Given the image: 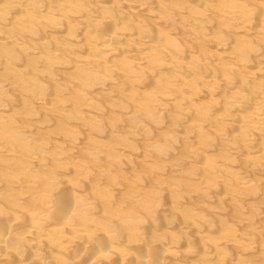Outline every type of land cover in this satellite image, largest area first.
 Returning <instances> with one entry per match:
<instances>
[{
  "label": "rangeland",
  "instance_id": "374dc122",
  "mask_svg": "<svg viewBox=\"0 0 264 264\" xmlns=\"http://www.w3.org/2000/svg\"><path fill=\"white\" fill-rule=\"evenodd\" d=\"M19 1L17 3L14 0L15 5H17L18 7L15 6L12 2L9 3L11 4L10 6L14 8L13 9L14 11L11 10L12 8L9 6L10 9L7 13L10 14V12L12 11L13 13L16 12L12 16L11 14L8 15L9 17L10 16L14 17L13 19L15 21L18 19L17 17L21 15L20 14L21 12L17 11V9L18 10L20 9V5H22L20 11L22 10L23 12L25 11L24 13L26 15L28 14V10L30 9V11L32 10V12H34L31 15L34 16V14L36 13L37 16L41 15V17L32 18V16L31 15L29 16L28 14L27 16H29L32 20H34V18L35 19L38 18L37 22H35V20L31 22V19L30 18L26 19L27 16L25 17L23 16L24 15L23 14L21 16H23L24 19L23 20L21 19V22L17 23L19 22L18 20L14 22V20L11 17L8 18V16H4L3 14H0L1 15L0 17L2 19H4L3 16L6 17L4 22L3 20L0 19V29H2L0 31H4L2 32L4 34L0 32V39L2 38L0 40V57H1L0 58V78H2L0 79V84L3 85V86L0 85V142L2 143L1 145H4V146L8 145L9 147L8 146L7 147L11 149V151L13 149L17 151L21 148L19 150L21 154L17 156L19 159L18 158L13 159L15 158L13 157L15 151H13V153L10 152L11 155H13L12 157L10 153H8L6 157L5 155H3L4 159L6 158V160L8 159V161L3 160V156L0 155V166L1 164L3 167L5 166L3 169L7 168L6 171L9 168L6 174L7 175L12 174L14 179L15 178L17 179V180L15 179L16 180L15 181L12 179L13 177L9 176L8 178L9 180H7L6 182L7 178H5L3 175L4 172L6 171L5 170L1 171L2 166L0 167V171H1L0 172V191H1L0 195H3L4 190L7 189L6 190L7 194L4 193L5 196L6 195L7 196L5 198L3 197L4 195L1 196L2 198L0 197V205L2 203L3 206H5L6 205L5 203L9 201L8 202L9 204L7 203L6 207L8 206L10 207L11 210L8 207L9 212L13 213V215L11 216L14 217V213L20 212V216L22 218L25 216V214H27V216H25L27 217V220L29 219L30 216L33 217V218L30 217V219L38 220L40 215L42 216L48 212L46 209L49 208L51 204L49 203V200L51 201L53 199L52 193L54 191L58 192L60 189V191L58 192L59 195L58 193L57 195L58 197H61V198L66 197L64 198L65 205L70 204L73 201V200L69 201L67 193L69 194V198L74 199L75 201L74 206H75V211H76L77 216H74L71 222L68 221L70 225L68 226L67 224L68 226L67 230H69L68 228H70L71 226L70 230L66 232L65 229H63V231L60 234L62 238L60 237L59 233H57L58 235L55 234L56 236L54 235L52 237V242L55 241L59 237L60 239H57V242H59L61 246L64 245L65 243L69 242V239L70 237L72 238V235L74 236L73 234L74 231L71 229L73 228L77 230L78 227L79 229L81 228L80 231L83 232L82 237L87 235L86 237L89 236V239H91L90 241L88 240V238L84 237L83 238L84 242H83V241H80V239H82V237H80L78 240L76 239L77 241H79L78 243L74 239L73 241L75 242L71 243V247H70L71 249L75 248L73 250L69 248V249H65V251L64 250L61 251L60 250L61 246L59 247V245H57V247L60 248L59 249L60 253H58V251H55L58 249L55 247H54L55 250L48 252L51 247L48 242L49 240L48 237L50 236V234L48 233L54 234L53 228H51L49 224L52 223L53 225V223L57 221L60 222L61 220L60 215L64 211L62 207H57L58 209L53 208L54 213L51 215L52 217L49 218L50 220L49 219L45 220L46 223L42 221L41 222L42 226H39L41 230H45L46 232L45 233L44 231H41L42 234L45 236L44 239H42L43 235L38 234L39 239L37 238L38 236L35 235V238L34 237L31 238L33 240L32 241L26 235L28 239L25 236L24 238H26L28 241L25 239V242L27 243H22L21 246L25 247L26 244L29 245L31 242H33L34 244L31 243L30 244L31 246L36 245L40 247L41 249L39 250L44 253H42L43 256L42 255H40L41 257L38 256L39 259L37 263H39V261L43 260L42 258H44L45 259L44 261L46 264L48 263L56 264L57 263L56 258H59V257L63 258L64 256L62 255H65L66 253L67 254L65 255L64 259L61 258L62 262H65L67 257H69L67 258L69 260L70 258H75L74 256H77V254L79 255L81 254L82 256L83 255L82 253H84V250L85 252L86 251L89 252L87 253V255L84 253L86 256H89L91 253H94L102 249L105 250L107 249V247L108 249L117 247L116 248L117 250H115L116 253L114 256H106V258L102 259L101 264H109V263L110 264H121V262H124L123 264H137L139 262L138 260L139 256H142V255L146 256L145 254L147 252L150 253V256H149V253H147L148 254L147 257L150 258L149 259L150 262H148V264H157L156 262H158L159 264H264V183H263L264 182V164H263L264 162L262 163L264 159L260 160L261 158L259 157H256L259 159L254 158L258 154H260L259 152H257L255 156H252L253 154L251 152L249 153V149L251 151V147H253L254 145H257L259 141L261 142L260 144H262V147L264 146L263 145L264 130L263 129L261 130L260 128H255L254 131L256 133L254 132L255 134V135L253 134L254 136L252 135L253 133L252 129H251L252 133L250 134L251 132L250 128H249L250 130L249 131V130L244 129L245 127H242L241 130L245 131L244 134L242 131L239 132L238 130H234L235 132H232L234 134L232 136H234L235 138L238 136V133L240 134L242 132L241 135H239V137L241 136L242 138L241 137L239 139L234 138L236 142L234 141L231 142L229 140L224 139L229 136H227L228 134L225 136V132L227 131L221 130L225 128L228 130L230 129L231 126L229 124H226L227 121L224 120L226 116H228L230 113L231 114L241 113L238 111L240 108L247 109L249 111L252 109L257 110L258 107L262 105L259 103V100L255 101L254 98L256 99L258 96L264 95V42H262L264 39V32H263L264 27L261 26V22L263 23L264 21L263 20L264 19L263 18L264 17V0H254V1L253 0H236V1L235 0H154V1L153 0H128V1L127 0H94V1L93 0H77V1L76 0H35L38 3H35L33 0L34 2L33 4H32V0L30 1L29 0H26V1L19 0ZM62 1L64 3V7L61 6V4H63L61 3ZM7 2L8 0L6 1L0 0V6L1 4L5 6ZM26 2H28L27 5L28 4L30 5L32 4V5L28 7L25 4ZM138 2L141 3V6L143 8L145 7L142 5V2L146 3L145 6L146 7L148 6L147 8H149L147 11L148 14L146 12L147 9L146 10L143 8L141 9L140 4L138 6L137 4ZM82 3H85V5ZM36 4L37 5L40 4L41 7L43 8L45 6L48 9V12H46V10L41 7L40 9L39 8L37 9L35 6ZM58 4L60 8L58 7ZM72 4H74V6ZM209 4H211L212 6ZM244 4L245 6L247 5V7L248 6L251 7V11L248 10L244 6ZM160 5L162 6L160 7ZM4 6L2 7L4 8ZM136 6H138V8ZM101 7H103L104 9ZM241 7L244 9L246 8L252 17L250 19L247 18V17H250V15L249 16L246 15V13H248L246 10V13L244 14L245 19L247 18L246 20L247 21L250 20L251 22L248 24L250 25V27L248 29H245V32L243 28H245L246 26L241 27L238 23H236V21H232L231 18L228 17L229 16L228 13L231 9H236V8H241ZM3 8L1 11H3ZM83 9H85L86 11ZM91 9L93 13L91 12ZM94 9L96 12L94 11ZM7 10H8V7L6 8V10H4L5 14ZM242 10L243 9H241V11ZM30 11L29 13H31ZM61 13H62V16H59L58 14L61 15ZM86 13L87 14L89 13L90 16H86L87 15ZM91 13L93 15L97 14L94 16V18L96 19L94 18L91 19V17L93 16ZM157 13L160 14V17L158 16ZM58 18L61 20H59ZM97 18L98 19L101 18L103 21H101V19H99L100 21H97L98 20ZM187 18H189L190 21ZM7 19L8 20L11 19L13 21L6 22ZM242 19L244 18L242 17ZM28 20H30V22ZM95 20H96V23L94 24ZM54 22L56 23L59 22V23L56 24ZM87 22L89 25L88 29H90V27L92 28L90 31H87L88 30ZM126 23H128V25ZM96 24L98 25V28ZM222 24H225L226 26ZM4 25L6 26L8 25V26L6 27ZM47 25L49 26L47 27ZM122 25H126L128 27L127 29L130 31H126L127 29L126 28L124 29L123 27L125 26H122ZM110 26H112V28ZM112 29L113 31L123 32V34H121L120 32L121 34L120 36L122 38L118 36L119 34L117 35L118 32H115L116 36H113V37L110 36L114 34V33L111 34L113 32ZM134 29L136 32L134 31ZM139 29H141V31L143 30L141 34L140 33L138 34V31H140ZM131 30H133L134 32ZM247 30H249L251 34ZM5 31H8L7 33H10L9 36L11 38H7L8 36L6 37V35L8 34H5L6 33ZM67 31L69 32L67 33ZM109 31H111V33ZM106 32L107 34H105ZM252 32L253 33L255 32V33L253 34ZM54 33L57 35H55ZM247 33L253 36L254 35L258 36L259 38H261V42L258 41L259 38L256 39L257 37L249 36ZM11 34L12 35L14 34L13 37ZM86 34L88 37L85 36ZM246 34L248 35V37L245 36ZM47 35L49 36L47 37ZM107 35H109L111 39L107 37ZM105 36L108 39H106ZM117 36L118 38H116ZM16 37L17 38L21 37L16 40H18L19 42L22 41L23 43H29L30 45L27 44L28 45L27 47H30L33 49H29L27 47L24 48V46H22L23 48L22 47H20V49L18 48L19 49L18 51H22V53L18 52L16 47L20 45L17 46L15 44L18 41L13 43L14 42L13 40H15L13 38H16ZM112 38L113 39L115 38L114 39L115 43ZM147 38L148 39L152 38V40L155 39L154 43L158 45L157 47H159L157 48L158 50L156 51H159V50L161 51V49H164L166 47H171L174 50L170 51L169 53H165L166 55L158 52L160 56L159 54H157L155 50L147 51L148 49L146 50L143 47H141L142 42L147 40ZM223 38H225V40H223ZM250 38L253 40H251ZM23 39H25V41H23ZM219 39L221 40L222 44L220 43ZM111 40H113V43L115 46L118 45L119 47L118 50L114 46L113 47L115 49L112 48V46L109 47V48H112L111 50L109 48H108L109 50L106 49L107 47L104 46V41L105 43H108ZM56 41L58 43H56ZM136 41L138 42V44H136ZM216 41L219 42V43H216L219 45L215 44ZM226 41L228 43H226ZM8 42H10L11 44H9ZM43 42H45L46 44L45 43L43 44ZM73 42L75 43L74 45H73ZM116 42L118 43L116 44ZM223 42L226 43V46ZM6 43L9 44L7 45L10 46L11 49L7 47L8 48L7 50ZM70 43L72 44L70 45ZM113 43L111 44L113 45ZM130 43H133V45H131ZM237 46H240V48L242 47L241 50L245 49V53L246 54L248 53L247 54L248 56L247 55L241 56V52H239L240 49H238V51L236 50L238 48ZM12 47L16 48L15 50L19 54L18 57H17L16 52L12 50L13 49ZM81 47L82 49H80ZM88 47H91V48H88ZM216 47L218 48L216 49ZM219 47L221 48L219 49ZM231 47H234V48L237 47L235 49L236 54H234L235 51L234 52L232 51L233 54H229L230 51L233 49L232 48L230 50ZM247 47L249 49H247ZM102 48L103 49L105 48V49L103 50ZM9 49H10V52H9ZM70 49H72L71 50L72 52L70 51ZM135 49H138V50H135ZM223 49L224 51L226 50V53L223 52ZM246 49H247V52H246ZM252 49L255 50L254 52H257L256 50H258L257 53H261L262 56H255V54L257 53L255 54L252 53L253 55H250L251 54L250 52H252ZM24 50L25 52H23ZM35 50L37 53L33 52ZM66 50L69 52H67ZM168 50L169 49H167L166 51ZM228 51L229 53H227ZM3 52H5V54ZM48 52L50 53V55ZM51 52H53L52 54L54 56L56 55L55 58L53 56L55 60L52 59ZM130 52L131 54L136 52L135 54L136 56L132 55V57H129ZM23 54L25 55L23 56ZM102 54H104V57H102L103 56ZM227 54L231 55L232 58H230L229 55ZM12 55H14V58L12 57ZM41 57L43 58V60L41 59ZM105 57L107 61L105 60ZM126 57L130 59H127ZM134 57L136 58L134 59ZM170 57L171 59H169ZM175 57L176 59L178 58V59L184 60L183 62H185L187 66L185 68H177V69L174 68L172 65V59ZM4 58L5 59L10 58V60H7L8 62L7 61L5 62ZM94 58H97V59H94ZM241 58H242V61H241ZM142 59L143 61H147V65L149 64L152 65V67L150 66L151 67L150 71L148 70L150 69L149 67L146 70L147 67L143 66L144 62H142L143 65L140 64ZM159 60L160 62L162 61L161 63L163 62L165 63V61H167L165 63L166 65L164 64V66H161L162 65L161 63L159 64L161 69L157 67ZM11 61H13L14 63L16 62L17 64L16 65L12 64L13 62ZM55 61L57 64L53 65V62L55 63ZM66 61H67V64H66ZM84 61L86 63H84ZM257 61L258 63L259 62L260 63L258 64ZM136 62L137 64L140 62L138 65L145 67L143 68L145 72H141L143 70L142 67L139 66L142 69L141 71L139 70L140 69L139 67H138L139 69L135 67L137 65ZM76 63L78 64V66ZM126 63H128V65H126ZM242 63H243V66H242ZM227 64L229 65V69H227V66H228ZM85 65L89 67L87 68ZM129 65L131 67L133 66L134 69L138 70L137 71L138 74L141 73L140 77L137 76V74L135 73V70L130 68ZM145 65H146V62H145ZM153 65L155 66V69ZM30 66H33L34 68ZM110 66L112 69L110 68ZM128 66L131 70H133L134 75L136 74L135 77L134 75H132V79L137 78V77L139 78L143 77V80H142L143 82L140 79H137L138 80L137 82L135 81L136 79H134L133 82L128 81V80H132L130 79L131 75L129 74L130 73L133 74V72H129V68L128 69L126 68ZM11 67H14V69L11 70ZM218 67H220L221 70ZM109 68L113 70L114 72L110 71ZM124 68L126 69V72L127 70L129 72V73L127 72L128 78L126 77L125 79L123 77L126 74L124 75L122 74V73H125ZM17 69L20 72H17L16 71ZM22 69H24V72L25 71L26 72L24 73ZM31 69L32 70L34 69V72H32ZM58 69L60 72H58ZM152 69L153 71L154 70L155 71L152 72ZM222 69L223 70L227 69V70L226 72L224 71L222 72ZM255 69L258 70L259 72L255 71ZM43 70L45 71L46 74L44 73ZM147 71L152 72L154 74L152 73L148 74ZM202 71H204V73ZM219 71L221 72V74ZM29 72H31L32 77H30L31 74H29ZM103 72L106 73V74L104 73L106 76H104ZM205 72L214 75L217 78V80H219V83L221 85L220 84H219L220 86L217 85L218 84L217 80H216L217 81L216 83V82H211L207 80L206 78H204L203 75L206 74ZM11 73H14L15 75H12ZM33 74L36 75V77L34 75L35 83L39 82L38 84H40V88L46 87L45 88L46 90L42 88L39 89V87H37L39 85H35V86L33 85L34 84V81H32ZM71 74H73L74 76H72ZM225 74H227V76H225ZM167 75L168 77H166ZM196 75L198 76L197 79H196ZM11 76L13 77L12 79H10ZM25 76H27L26 80L24 78ZM71 76L72 78L70 80L69 78ZM77 76L80 77V79ZM169 76L172 78H170ZM220 76L222 79L220 78ZM230 76L231 78H228ZM29 77L31 80L29 79ZM52 77L53 79H51ZM73 77L76 79H74ZM101 77H103V81L100 80L102 79ZM184 77L188 79L187 82L189 80H192L190 81V84H192V86L187 85L189 82L187 83ZM191 77H193V79H190ZM6 78L7 79L9 78L8 81L6 80ZM94 78L96 80H94ZM118 78H121V79H118ZM166 78L169 79L168 81H170L171 79L173 82L170 81L171 84H169L170 82L166 84V82H168ZM72 79L76 80L74 81L75 84L71 82L73 81ZM163 79H165V81ZM228 79H230L231 81ZM27 80L32 81V83ZM66 80L70 84H65ZM224 80H225V83L229 81L228 83L230 84V87H228L229 86L228 83L226 86V84L224 83ZM197 81L199 82L198 84L200 86H198V84L196 83ZM162 82L164 83L165 87L167 86L169 87L170 85L171 86L169 88L168 87L165 88L164 85H162L163 87L162 86L159 87L161 84H163ZM191 82H193L194 84ZM117 84H119L121 87L117 88L118 87ZM146 84H148L150 88ZM157 84H159V86ZM174 84L175 85L178 84L179 86L181 85L182 87H185L186 85L189 86V89H187L188 88L187 86L184 88L188 92L183 89L180 92L179 88L181 86L177 87L178 86L177 85L175 86L176 87L175 90L172 89V91L170 92L173 93V91H175L174 95L178 97L172 96L175 98H166L168 100L169 99L171 100L168 101L165 99L163 100L164 104L161 103L162 99H160L161 97L155 90H157L158 92L162 90L163 92L166 89L163 93L164 94L165 92L170 93L169 89L171 90V88L174 87V86L172 87V85ZM25 86L29 88H26ZM190 86L194 87V89L197 86L196 87L197 90L194 91V89L191 88ZM238 86L243 91H246L247 89H249L248 90L249 92L252 91L251 92L252 94L251 93L249 94V92L246 91L248 92V96H249L248 98L244 99L245 103L247 101L246 104H244L243 99L241 100V98L240 99L238 98V101L236 103H235L236 99L235 101L233 100L235 93L238 95L241 94L240 91L242 90L240 89L236 90ZM104 87H107V89L106 88L104 89ZM206 87H208L210 90L211 88H213L214 91H208ZM232 87L233 89H231ZM252 87L254 90L252 89ZM142 88L145 89L146 91L143 90ZM205 88L207 91H205ZM26 89H30V90L27 91ZM126 89L127 91H125ZM149 89H151V91H149ZM153 89L154 91H152ZM199 90H204V91H199ZM137 91L140 92V94ZM176 91H179V93H176ZM196 91H199V92L197 93ZM231 91H235V92L231 93ZM151 92H154V93L156 92V95L159 96V99H156L154 96L156 100L151 101L153 102L152 104H150V102H148L149 104H147L146 101L148 100H145V99L150 97ZM195 92L197 94H195ZM202 92L203 93L205 92V93L202 94ZM229 92L233 96H230ZM32 93H33V96H32ZM34 93L36 95L38 94V96H34ZM147 93H149L148 94L149 97H147ZM168 93H166L165 95L169 96L167 95ZM186 93H188L187 95H190V96L191 94H193V96L195 97L189 96L188 101H187L186 100L187 98H185ZM227 93L229 94L230 97L228 96ZM178 94H180V96L184 95V97L181 96L183 97L181 98ZM39 95L41 96L39 97ZM209 95H213V96H209ZM142 96H144V98ZM236 96L237 95H235V97ZM133 97H135L136 99H134ZM139 98L141 99L139 100ZM225 98L228 101L227 104H226ZM172 99L173 100L176 99L175 102L172 101ZM179 99H182V101H184V104ZM183 99H185L186 101ZM144 100H145V103H144ZM178 100L179 102H181L180 105L178 103ZM189 100H191L192 103ZM230 100H232L233 102ZM249 100H251V102ZM140 101L141 102L143 101V103H141ZM157 101H161L159 103L162 104V107L158 105ZM188 102H190L191 104ZM241 102L244 105H242ZM172 103H175L174 106ZM234 103H235V107L238 105V103H241L239 104L240 107L239 105L237 107L238 110L234 107ZM182 104L185 106H183ZM207 104L208 105L210 104V105L208 106ZM252 104H254L255 106H252ZM156 105L158 107H156ZM178 105L180 106L181 109L184 110L182 111L180 109L182 113L179 112ZM80 106H81V109H80ZM176 106H178V108ZM189 106H190V109H189ZM61 107L63 109H60ZM153 107L155 110L153 109ZM165 107H168L169 109L168 108L166 109ZM187 109L188 111H186ZM242 109L241 111L243 112ZM58 110H60V112L61 110L63 111L60 113ZM64 110H68V115L65 113L63 114ZM101 110L103 113L101 112ZM223 111H225V113H222ZM183 112L186 114H184ZM260 113L261 115H263L262 114L264 113L263 110H261ZM220 114H222V116L223 114H225L226 115V116L224 115L225 118L223 117L224 118L223 119ZM95 115L98 118L104 117L101 120L99 119L98 122H101L100 124L99 123L97 124V121L91 118V117L94 118ZM97 117L94 119L97 120ZM253 118H256V116H254ZM201 121L203 122L200 123ZM175 129H176V132H175ZM22 132L24 134H22ZM81 133L84 135H82ZM96 133L98 136L96 135ZM172 133L173 135L174 134L175 135L174 136L171 135ZM221 133H224L223 134L224 136H222ZM5 134L7 135V139L3 140L4 141L3 142L1 141L2 140L1 137H3V135ZM246 134H249V135L246 136ZM6 135L4 136L5 138H6ZM9 135L10 136L18 135L15 138H18V140L22 141L23 143L26 142V144L28 145L26 144L25 145L28 148H24V147L22 148V146H20L19 143L15 144V141L13 140L14 136L12 139V137H10ZM251 137H252V140H251ZM8 138H10L9 139L10 141L12 140L11 143L8 140ZM22 139L23 140L25 139L26 141L25 140L23 141ZM7 140L8 142H6ZM147 140L148 142H146ZM154 140L156 142L158 141L157 142L158 144ZM112 141L114 143H112ZM241 141H243L244 143L249 142V143H246L248 146L247 148L248 152L247 151L245 152L246 149L242 148V150L240 151L242 153L237 154L236 152L234 154L235 151L233 149L241 148L239 147L240 146L239 144H243L241 143ZM203 143L205 147L203 146ZM118 144L120 145V148ZM260 144H258L259 147H260ZM12 145H15V147L12 148ZM38 146L40 147V150L38 149L39 148ZM36 147L38 148L36 149ZM28 150H30L29 151L30 153L27 152ZM36 150H38L39 152H37ZM229 150L231 153L229 152ZM24 151L27 153H25ZM22 152H24L23 156H20L22 155ZM32 154L34 156L39 157L41 159V162L35 163L34 166H30L31 167L30 169L29 168L23 169V164L21 162H24V159H23L24 155L28 156ZM56 154L57 155L60 154V155L57 156ZM255 159L257 160L256 164H254ZM258 161H261V162H258ZM261 163L263 164L262 166L259 165ZM255 165H259V167L257 166V169H256V167H254ZM80 167L82 168L83 171L87 170L88 173L87 174L83 173L82 175L81 173L83 171L79 172V170H81ZM85 168H88V169H85ZM66 173H67V176H66ZM78 176L79 177L81 176L80 185L75 186L74 184L73 185L69 184L70 181H68V179L71 180L70 178H72V179H76L79 181L80 178ZM30 177L32 178L30 179ZM1 178L2 179L4 178V179L2 180ZM33 178L37 180L38 182H36L35 180L31 182ZM11 179L13 180L12 182L10 181ZM26 179L28 180L30 179L31 181L28 182L27 180V182H25ZM246 180L247 181L250 180L251 183L250 181L247 182ZM55 181H56L55 186L59 188L58 189H56V187L55 188L52 187L53 189L48 188L51 184L53 185ZM66 181L68 184L66 183ZM34 182H36V184ZM62 183L64 184V186ZM247 183L249 184L247 185ZM9 184H11L12 187L11 185L9 186ZM33 184H35L36 186L35 185L33 186ZM66 184L69 186H72L71 187L72 189H70V187H65L67 186ZM23 185L24 186L32 185L34 188L32 189V192H30ZM37 185L39 186L41 185V186L38 187ZM205 185L207 188L205 187ZM13 187H15V189ZM17 187L23 188L22 190H20L21 188H19L23 196L22 198H20L21 194L17 193L19 192L17 190ZM29 188L31 190V187ZM243 188L246 189V191ZM247 188H250V189L248 190ZM40 189L43 192L40 191ZM49 189L50 191L52 190L51 191L52 193L49 192ZM44 190L48 191L47 196L42 195L44 194V192H46ZM11 192L14 193V197H13V193ZM29 193H30V196H29ZM50 193L52 197L51 195H49ZM15 194L17 195L19 194V196ZM24 194L26 195L28 194V196L25 197L26 195ZM9 195L11 198L8 197ZM98 196L101 197L99 198L101 201L98 199ZM32 197L34 199L37 198L36 204L38 205L36 204L34 205ZM43 197H46L47 199ZM6 198L9 200H7ZM19 198L23 200L21 201ZM67 199L69 202L66 201ZM97 199H98V202H96ZM10 200L12 202H10ZM44 200H48L47 201L48 203L45 201L48 204V206H46L47 204L44 203ZM18 202L19 203L22 202L23 205L16 204ZM39 204H42V205H39ZM44 204H45V207H44ZM1 206H0V210L2 211L4 207L2 206L3 207L2 208ZM33 206L34 208L35 206H38L37 208H35V211L32 208ZM105 206H107L108 208ZM13 207H16V208L13 209ZM39 207H41L44 210H41V208ZM144 207H146L147 209ZM25 208H27L28 212L26 211L24 213L23 210H25ZM38 208L40 209V211L38 210ZM5 209H4V213L2 214L0 211V219H5L6 217L7 218L10 217V216H7L9 213ZM148 210H152V211L151 212L149 211L150 212L149 213ZM5 211L7 212L6 214H5ZM41 211L42 212L45 211L46 213L45 212L40 213ZM21 212L24 214H22ZM39 213L40 215H38ZM146 213H149L151 216L149 214L146 215ZM3 214H5L6 216ZM34 215H35V218H34ZM57 215H59V217ZM2 216H4V218ZM13 217H10L11 223L14 221ZM25 217L24 219L19 218V214H18V217L16 219V216H15L14 219L17 220V223H16L17 227L20 226L21 223H23L21 224L22 228L19 227L15 231L23 229L24 226H28L29 223L27 224V220ZM20 219H22V222L20 221ZM43 224H45L46 227ZM182 224H183V227H182ZM88 228H90V230ZM46 230L49 232H47ZM84 230H86L87 232L89 231V233L84 232ZM90 231L92 233H95L93 234L94 236H96L95 238L94 236H92V234H90L91 233ZM10 234L11 233H9V235ZM45 234L49 236H46ZM67 235L69 236L71 235V236L69 237ZM110 236L112 237L116 236L117 240H114L115 237H113V240H111L112 238ZM67 237H69V239ZM36 238L38 239L37 240L38 243L35 240ZM11 239L14 240L16 238H11ZM11 239L9 242L10 244L11 242H14ZM41 239H42V242L40 243L39 241ZM92 239H94V241H92ZM86 241H87V246H86ZM124 241L126 242L124 243ZM107 242L108 244H106ZM121 243H122V246H121ZM137 243L140 245V247ZM10 244L8 245L9 248L7 247L8 248L7 251L11 247ZM109 244L113 245L112 248L110 247ZM145 245L146 247L147 245H151V246L146 248ZM150 247L152 249H150ZM34 248L35 250L37 249V247H34ZM43 248L44 249L47 248L48 250L45 249L44 251ZM11 249L12 250L10 251V253L14 251L18 254L12 252L14 254L11 253L10 255V253H8L9 260L12 255H13L12 257L19 255L18 258H20L21 255L23 256V258L26 256V258L32 262L37 257V256L36 257L34 256L35 258H33V254L31 252H27V249L25 250L26 251L25 253L21 252V254H20V250L15 251V249L13 248ZM142 249L144 252H142ZM79 250L81 252H78ZM30 251H32L31 248H30ZM46 251L50 254L46 253ZM120 252L122 256L124 257L119 256L121 255ZM51 254L55 258L52 259ZM129 254H130V257H132L133 255L134 257H132L131 259L129 257ZM137 254H139V256ZM45 255L47 256L44 257ZM48 256L51 258H49ZM12 257L10 261H12ZM125 257L126 258L128 257V258L126 259ZM79 258L78 260L81 261L80 260L81 258L80 259ZM121 258H125L126 260L125 259L123 260ZM61 259L59 263H62ZM105 259L108 263H106ZM85 260L84 261L82 260V261L85 263ZM103 260L105 261V263Z\"/></svg>",
  "mask_w": 264,
  "mask_h": 264
},
{
  "label": "bare ground",
  "instance_id": "6f19581e",
  "mask_svg": "<svg viewBox=\"0 0 264 264\" xmlns=\"http://www.w3.org/2000/svg\"><path fill=\"white\" fill-rule=\"evenodd\" d=\"M3 1H6V0H3ZM18 1H19V0H15V2H17V3H18ZM25 1H26V0H25ZM29 1H30V0H29ZM76 1H77V0H76ZM93 1H94V0H93ZM127 1H128V0H127ZM153 1H154V0H153ZM235 1H236V0H235ZM253 1H254V0H253ZM11 2L15 5L14 0H8V2H7L8 5H7V3H6L5 6L1 4V6H0V7H1V8H0V14H3L4 16H8V15L11 14V16H12L13 14L16 13V12L13 13V11H14L13 9H14V8H12V7L10 6L11 4H9V3H11ZM19 2H20V1H19ZM21 2H23V1H21ZM34 2H35V3H38V2H36L35 0H34ZM34 2H33V0H32V4H33ZM57 2H58V1H57ZM65 2H66V1H65ZM97 2H98V1H97ZM107 2H108V1H107ZM130 2H131V1H130ZM132 2H133V1H132ZM27 3H28V2H26L25 4H26V6H28V7L32 5V4H31V5H30V4L27 5ZM48 3H49V2H48ZM53 3H54V2H53ZM61 3H63V1H62ZM61 3H60V4H61ZM71 3H72V2H71ZM133 3H134V2H133ZM218 3H219V2H218ZM235 3H236V2H235ZM261 3H262V2H261ZM19 4H20V3H19ZM49 4H50V3H49ZM54 4H55V3H54ZM76 4H77V3H76ZM82 4L85 5V3H82ZM93 4H94V3H93ZM98 4H99V3H98ZM137 4H138V6H139V4H140L141 9L143 8V7L141 6V3H140V2H138ZM157 4H158V3H157ZM161 4H162V3H161ZM215 4H216V3H215ZM56 5H57V4H56ZM72 5L74 6V4H72ZM84 5H83V6H84ZM134 5H135V4H134ZM142 5L145 7V8H143V9H145V10L147 9V10H146V12H147L149 8H147L148 6H147V7L145 6L146 3L142 2ZM153 5H154V4H153ZM209 5H211V4H209ZM239 5H240V4H239ZM2 6H4L5 9H4ZM6 6L8 7V10L6 11V14H7V15L4 13V10H6V8H7ZM9 6L12 8L11 10H13L12 12H10V14L7 13V12L9 11V9H10ZM15 6H17V5H15ZM21 6H22V5H20V9H19V10L17 9L18 12H21V13H20L21 15L24 14L23 16L26 17L28 14H29V16H30L31 14L34 13V12H32V10L30 11V9H29V10H28V14L26 15V14L24 13L25 11H24V12H23V10L20 11V10H21ZM35 6H36L37 9H38V8L40 9V7H41L40 4H38V5L36 4ZM61 6L64 7V3L61 4ZM102 6H103V5H102ZM138 6H136V7L138 8ZM155 6H156V5H155ZM161 6H162V5H160V7H161ZM168 6H169V5H168ZM200 6H201V5H200ZM211 6H212V5H211ZM244 6H245V4H244ZM252 6H253V5H252ZM256 6H257V5H256ZM256 6H255V7H256ZM17 7H18V6H17ZM24 7H25V6H24ZM47 7H48V6H47ZM58 7H59V4H58ZM66 7H67V6H66ZM128 7H129V6H128ZM207 7H208V6H207ZM245 7H246L248 10L251 11V7H249V6L247 7V5H246ZM2 8H3V11H1ZM41 8H43V7H41ZM59 8H60V7H59ZM78 8H79V7H78ZM101 8H103V7H101ZM105 8H106V7H105ZM129 8H130V7H129ZM202 8H203V7H202ZM246 8L244 9V8L241 7V8L231 9V10L229 11V13H228V14H229L228 17H230L232 21H236V23H238L241 27L246 26L245 28H243V29H244V32H245V29H248V28L250 27V25H248V24L251 22L250 20L247 21L246 19H247V18H249V19L252 18V17H251V14H249V12H248V10H247ZM37 9H36V10H37ZM43 9H45L46 12H48V9H47L45 6H44ZM92 9H93V8H92ZM92 9H91V12H92ZM103 9H104V8H103ZM139 9H140V8H139ZM241 9H243V10L241 11ZM256 9H257V8H256ZM11 10H10V11H11ZM15 10H16V9H15ZM36 10H35V12H36ZM45 10H44V11H45ZM83 10H85V9H83ZM244 10H245V11H244ZM246 10H247L248 13H246ZM29 11H30L31 13H29ZM85 11H86V10H85ZM94 11H95V9H94ZM203 11H204V10H203ZM2 12H3V13H2ZM46 12H45V13H46ZM50 12H51V11H50ZM50 12H49V13H50ZM53 12H54V11H53ZM78 12H79V10H78ZM88 12H89V11H88ZM95 12H96V11H95ZM107 12H108V11H107ZM199 12H200V11H199ZM201 12H202V11H201ZM257 12H258V11H257ZM259 12H260V11H259ZM49 13H48V14H49ZM62 13H63V12H62ZM62 13H61V15H60V14H58V15H59V16H62ZM74 13H75V12H74ZM74 13H73V14H74ZM92 13H93V12H92ZM92 13H91V14H92ZM108 13H109V12H108ZM143 13H144V12H143ZM204 13H205V12H204ZM204 13H203V14H204ZM245 13H246V15H248V16L250 15V17H247V18L245 19V16H244ZM64 14H66V13H64ZM73 14H72V15H73ZM86 14H87V13H86ZM86 14H85V15H86ZM88 14H89V13H88ZM88 14H87L86 16H90V14H89V15H88ZM147 14H148V12H147ZM157 14H158V13H157ZM172 14H173V13H172ZM18 15H19V13H18ZM18 15H17V16H18ZM21 15H19V17H21V18H19V17L16 16V17L18 18L17 20L19 21V22H17V23H20V22H21V19H22V20L24 19V17L21 16ZM50 15H51V14H50ZM79 15H80V14H79ZM81 15H82V13H81ZM92 15H93V14H92ZM95 15H97V14H94V15L91 17V19L94 18ZM111 15H112V14H111ZM252 15H253V14H252ZM260 15H261V14H260ZM0 16H1V15H0ZM4 16H3L4 19H2V18L0 17V19L3 20V22H4L5 18H6V17H4ZM11 16H10V17H11ZM29 16H27L28 18L26 17V19H29V18H30ZM31 16H32V18H33V17H35V18H36V17H41V15H40V16H37L36 13L34 14V16H33V15H31ZM66 16H67V15H66ZM73 16H74V15H73ZM112 16H113V15H112ZM148 16H149V15H148ZM156 16H157V15H156ZM158 16L160 17V14H158ZM172 16H174V15H172ZM10 17L8 16V18H10ZM51 17H52V16H51ZM55 17H56V16H55ZM57 17H58V16H57ZM80 17H81V16H80ZM84 17H85V16H84ZM149 17H150V16H149ZM176 17H177V16H176ZM192 17H193V16H192ZM196 17H198V16H196ZM203 17H204V16H203ZM220 17H221V16H220ZM240 17H241V18H240ZM242 17H243L244 19H242ZM11 18L13 19L14 17H11ZM35 18H34V20H35V22H37V19H38V18H37V19H35ZM73 18H74V17H73ZM189 18H190V17H189ZM189 18H187V19L189 20ZM263 18H264V17H263ZM263 18H262V19H263ZM15 19H16V18H15ZM19 19H20V20H19ZM30 19H31V18H30ZM42 19H43V18H42ZM49 19H50V18H49ZM58 19H59V18H58ZM58 19H57V20H58ZM77 19H78V18H77ZM79 19H80V18H79ZM94 19H96V18H94ZM97 19H98V18H97ZM99 19H101V18H99ZM99 19H98L97 21H100ZM116 19H117V17H116ZM143 19H144V18H143ZM168 19H169V18H168ZM203 19H204V18H203ZM262 19H261V21H262ZM13 20H14V19H13ZM13 20H11V19L8 20V19H7L6 22H7V21H8V22H9V21L11 22V21H13ZM17 20H16V21H17ZM34 20L31 19V22H33ZM52 20H53V19H52ZM59 20H61V19H59ZM62 20H63V19H62ZM87 20H88V18H87ZM121 20H122V19H121ZM173 20H174V19H173ZM188 20H187V21H188ZM210 20H211V19H210ZM226 20H228V19H226ZM263 20H264V19H263ZM16 21L14 20V22H16ZM28 21L30 22V20H28ZM43 21H44V20H43ZM78 21H80V20H78ZM78 21H76V22H78ZM101 21H103V20L101 19ZM123 21H125V20H123ZM129 21H130V20H129ZM169 21H170V20H169ZM189 21H190V20H189ZM38 22H39V21H38ZM45 22H46V21H45ZM50 22H51V21H50ZM59 22H60V21H59ZM59 22H58V23H59ZM68 22H69V21H68ZM105 22H106V21H105ZM127 22H128V21H127ZM144 22H145V21H144ZM146 22H147V21H146ZM148 22H149V21H148ZM12 23H13V22H12ZM54 23H56V22H54ZM58 23H56V24H58ZM60 23H61V22H60ZM64 23H65V22H64ZM89 23H90V22H89ZM95 23H96V20H95L94 24H95ZM99 23H100V22H99ZM102 23H103V22H102ZM124 23H125V22H124ZM134 23H135V22H134ZM141 23H142V22H141ZM234 23H235V22H234ZM7 24H8V23H7ZM9 24H10V23H9ZM21 24H22V23H21ZM42 24H44V23H42ZM48 24H49V23H48ZM81 24H82V22H81ZM91 24H93V23H91ZM119 24H120V23H119ZM121 24H122V23H121ZM126 24L128 25V23H126ZM135 24H136V23H135ZM137 24H138V23H137ZM208 24H209V23H208ZM226 24H227V22H226ZM238 24H237V25H238ZM24 25H25V24H24ZM28 25H29V24H28ZM62 25H63V24H62ZM96 25H97V24H96ZM103 25H104V24H103ZM108 25H109V24H108ZM174 25H175V24H174ZM184 25H185V24H184ZM209 25H210V24H209ZM218 25H219V24H218ZM222 25H225V24H222ZM247 25H248V26H247ZM4 26H6V25H4ZM7 26H8V25H7ZM7 26H6V27H7ZM48 26H49V25H47V27H48ZM87 26H88V27H87V29H88V28H89L88 22H87ZM122 26H125V27H123L124 29H125V28H126V29L128 28L126 25H122ZM137 26H139V25H137ZM140 26H141V24H140ZM186 26H187V25H186ZM212 26H213V25H212ZM225 26H226V25H225ZM225 26H224V27H225ZM261 26L264 27V21H263V23L261 22ZM47 27H46V28H47ZM93 27H94V25H93ZM110 27L112 28V26H110ZM113 27H114V26H113ZM132 27H133V26H132ZM222 27H223V26H222ZM227 27H228V26H227ZM258 27H259V26H258ZM1 28H2V27H1ZM95 28H96V27H95ZM95 28H94V29H95ZM97 28H98V25H97ZM123 28H122V29H123ZM133 28H134V27H133ZM192 28H193V27H192ZM196 28H197V27H196ZM199 28H200V27H199ZM204 28H205V27H204ZM65 29H66V28H65ZM91 29H92V28L90 27V29H88L87 31H90ZM104 29H105V28H104ZM120 29H121V28H120ZM135 29H136V28H135ZM135 29H134V31H135ZM179 29H180V28H179ZM0 30H2V29H0ZM14 30H15V28H14ZM14 30H13V31H14ZM21 30H22V29H21ZM45 30H46V29H45ZM52 30H53V29H52ZM72 30H73V29H72ZM139 30H140V31L137 30V31H138V34H139V33L141 34V32H142L143 30H142V31H141V29H139ZM214 30H215V29H214ZM249 30H250V29H249ZM249 30H247V31L250 32ZM22 31H23V30H22ZM54 31H55V29H54ZM70 31H71V30H70ZM81 31H82V30H81ZM84 31H85V30H84ZM112 31H113V29H112ZM126 31H130V30L127 29ZM126 31H124V32H126ZM131 31H133V30H131ZM134 31H133V32H134ZM252 31H253V29H252ZM261 31H263V30H261ZM0 32L2 33V32H4V31H0ZM5 32H6L5 34H8V35H6V37L8 36L7 38H11V37L9 36L10 33H7L8 31H5ZM24 32H26V31H24ZM68 32H69V31H67V33H68ZM107 32H108V31H107ZM107 32H106L105 34H107ZM109 32L111 33V31H109ZM115 32H118V33H117V35L119 34L118 36H120L121 34H123V32H121V31H113L111 34H113V33H114V34H113V35H110V34H109V35L112 36V37H113V36H116V33H115ZM120 32H121V34H120ZM135 32H136V31H135ZM209 32H210V31H209ZM221 32H222V31H221ZM263 32H264V31H263ZM14 33H16V32H14ZM80 33H81V32H80ZM89 33H90V32H89ZM89 33H87V34H89ZM103 33H104V32H103ZM128 33H129V32H128ZM131 33H132V32H131ZM241 33H242V32H241ZM252 33H253V32H252ZM254 33H255V32H254ZM254 33H253V34H254ZM256 33H257V32H256ZM2 34H4V33H2ZM54 34H55V33H54ZM69 34H71V33H69ZM82 34H83V33H82ZM84 34H85V33H84ZM87 34H86L85 36H87ZM132 34H133V33H132ZM219 34H220V33H219ZM221 34H222V33H221ZM242 34H243V33H242ZM247 34H248L249 36H253V35H250L251 32H250V34H249V33H247ZM247 34H246L245 36L248 37ZM11 35H12V34H11ZM13 35H14V34H13ZM13 35H12V37H13ZM16 35H17V34H16ZM16 35H15V36H16ZM51 35H52V34H51ZM55 35H57V34H55ZM61 35H62V34H61ZM64 35H65V34H64ZM92 35H93V33H92ZM109 35H107V37H109ZM133 35H134V34H133ZM155 35H156V34H155ZM215 35H216V34H215ZM256 35H257V34H256ZM3 36H4V35H3ZM48 36H49V35H47V37H48ZM67 36H68V35H67ZM94 36H95V35H94ZM98 36H99V35H98ZM118 36H117L116 38H118ZM218 36H220V35H218ZM218 36H217V37H218ZM221 36H222V35H221ZM4 37H5V36H4ZM6 37H5V38H6ZM50 37H51V36H50ZM53 37H54V35H53ZM82 37H83V36H82ZM87 37H88V36H87ZM105 37H106V36H105ZM105 37H104V39H105ZM107 37H106V39H108ZM120 37H121V36H120ZM217 37H216V38H217ZM253 37H257L256 39L259 38L258 36H255V35H254ZM19 38H21V37H19ZM19 38H17V37H16V38H13V39H15V40H13V41H14L13 43L17 42L18 40H16V39H19ZM32 38H33V37H32ZM62 38H63V37H62ZM83 38H84V37H83ZM85 38H86V37H85ZM109 38L111 39V37H109ZM121 38H122V37H121ZM152 38H153V37H152ZM152 38H151V39H148V38H147V40H145V41L143 40L144 42H142V41L140 40V41L142 42V46H141V47H143V48L146 49V50L148 49L147 51H152V50H155V51H156V50H158L157 48H159V47H157L158 45H156V44L154 43V40H155V39L152 40ZM192 38H193V36H192ZM219 38H220V37H219ZM227 38H228V36H227ZM1 39H2V38H1ZM1 39H0V40H1ZM46 39H47V38H46ZM90 39H91V38H90ZM98 39H99V38H98ZM98 39H97V40H98ZM112 39H113V38H112ZM114 39H115V38H114ZM114 39H113V40H114ZM250 39H251V38H250ZM11 40H12V39H11ZM21 40H22V39H21ZM21 40H20V41H21ZM27 40H28V38H27ZM27 40H26V42H27ZM41 40H42V39H41ZM56 40H57V39H56ZM113 40H111L112 42H111V41H110V42L113 43ZM128 40H129V39H128ZM219 40H220V39H219ZM223 40H225V38H223ZM227 40H228V39H227ZM251 40H253V39H251ZM2 41H3V40H2ZM8 41H9V40H8ZM23 41H25V39H23ZM83 41H84V40H83ZM88 41H89V39H88ZM98 41H99V40H98ZM172 41H173V40H172ZM233 41H234V40H233ZM258 41L261 42V38H259ZM11 42H12V41H11ZM61 42H63V41H61ZM61 42H60V44H61ZM67 42H68V41H67ZM107 42H108V41H107ZM110 42H108V43H109V44H108V43H105V41H104V46L107 47L106 49H108L110 46H112V48L116 47V49L118 50V48H119L118 45H116V46L114 45L115 40H114L113 45H112ZM205 42H206V41H205ZM255 42H256V41H255ZM262 42H264V39H263ZM8 43L11 44L10 42H8ZM8 43H6V48L8 47V48L11 49V47L8 46V45H9ZM41 43H42V42H41ZM44 43H45V42H43V44H44ZM52 43H53V42H52ZM56 43H58V42L56 41ZM56 43H55V44H56ZM65 43H66V42H65ZM89 43H90V42H89ZM117 43H118V42H116V44H117ZM133 43H134V42H133ZM133 43H130V44L133 45ZM216 43H219V42L216 41L215 44H216ZM220 43H221V40H220ZM223 43H224V42H223ZM226 43H228V42L226 41ZM226 43H224L225 46H226ZM7 44H8V45H7ZM15 44H16L17 46L20 45V46L16 47V48H17V51H18V50L20 49V47L24 46V48H25V47L28 46L27 44H29V43H23L22 41H21V42L18 41V42L15 43ZM45 44H46V43H45ZM60 44H59V45H60ZM71 44H72V43H70V45H71ZM74 44H75V43L73 42V45H74ZM94 44H95V43H94ZM99 44H100V43H99ZM101 44H103V43H101ZM134 44H135V43H134ZM136 44H138L137 41H136ZM139 44H140V42H139ZM210 44H211V43H210ZM221 44H222V43H221ZM253 44H254V43H253ZM16 45H15V46H16ZM29 45H30V44H29ZM31 45H33V44H31ZM59 45H58V47H59ZM76 45H77V44H76ZM89 45H90V44H89ZM95 45H96V44H95ZM216 45H219V44H216ZM228 45H230V44H228ZM245 45H246V44H245ZM4 46H5V45H4ZM15 46H13V47H15ZM42 46H43V45H42ZM102 46H103V45H102ZM113 46H114V47H113ZM134 46H136V45H134ZM166 46H167V45H166ZM166 46H165V47H166ZM231 46H232V45H231ZM247 46H248V45H247ZM256 46H257V45H256ZM256 46H255V47H256ZM13 47H12V48H13ZM60 47H61V46H60ZM70 47H71V46H70ZM72 47H73V46H72ZM237 47H238V48H237ZM237 47H236L237 49L234 48V47H231L230 50H231L232 48H233V49L230 51V53H229V51H228L227 53H229V54H233L232 51L234 52L235 49H236L237 51H238V49H240L239 52H241V56H243V55L246 56V55L248 54V53H247V54L245 53V49L241 50L242 47H243V45H242L241 48H240V46H237ZM249 47H250V46H249ZM253 47H254V45H253ZM4 48H5V47H4ZM4 48H3V49H4ZM6 48H5V49H6ZM8 48H7V50H8ZM16 48H13L12 50H13L14 52H16V50H15ZM18 48H19V49H18ZM22 48H23V47H22ZM27 48H29V49H33V48H30V47H27ZM34 48H35V47H34ZM62 48H63V47H62ZM88 48H91V47H88ZM112 48H109V49L111 50ZM166 48L169 49V50L166 51V50H167ZM166 48L161 49V51H160V50H159V51H156L157 54H159V53H161V54H162V53L165 54V53H169L170 51H173V50H174V49H172L171 47H166ZM217 48H218V47H216V49H217ZM220 48H221V47H219V49H220ZM10 49H9V52H10ZM74 49H75V48H74ZM77 49H78V48H77ZM80 49H82V47H81ZM94 49H95V48H94ZM102 49H103V48H102ZM104 49H105V48H104ZM104 49H103V50H104ZM109 49H108V50H109ZM114 49H115V48H114ZM139 49H140V48H139ZM247 49H249V48L247 47ZM247 49H246V52H247ZM12 50H11V51H12ZM67 50H68V49H67ZM67 50H66V51H67ZM71 50H72V49H70V51H71ZM131 50H132V49H131ZM135 50H138V49H135ZM178 50H179V49H178ZM49 51H50V49H49ZM80 51H81V50H80ZM250 51H251V50H250ZM250 51H248V52H250ZM254 51H255V50L252 49V52H250V53H251L250 55H253L252 53L255 54V53L258 52V50H256L257 52H254ZM261 51H263V50H261ZM14 52H13V53H14ZM18 52L22 53V51H18ZM18 52H16L17 57H18V55H19ZM23 52H25V50H24ZM31 52H32V51H31ZM33 52L37 53L36 50L33 51ZM53 52H55V51H53ZM53 52H51V54H52ZM56 52H57V51H56ZM64 52H65V51H64ZM67 52H69V51H67ZM71 52H72V51H71ZM109 52H110V51H109ZM123 52H124V51H123ZM158 52H159V53H158ZM223 52L226 53V50L224 51V49H223ZM3 53L5 54V52H3ZM46 53H47V52H46ZM48 53H49V52H48ZM59 53H60V52H59ZM73 53H74V52H73ZM97 53H98V52H97ZM138 53H139V52H138ZM140 53H141V51H140ZM152 53H153V52H152ZM171 53H173V52H171ZM195 53H196V52H195ZM14 54H15V53H14ZM25 54H26V53H25ZM25 54H23V56H24ZM41 54H42V53H41ZM125 54H126V53H125ZM135 54H136V52H134L133 54H131V52H130V55H131V56L129 55V57H132V55H135ZM221 54H222V53H221ZM229 54H227V55H229ZM234 54H236V51H235ZM262 54H263V53H262ZM36 55H38V54H36ZM45 55H47V54H45ZM49 55H50V53H49ZM70 55H71V54H70ZM102 55H103V56H102ZM102 55H101V56L104 57V54H102ZM127 55H128V54H127ZM141 55H142V54H141ZM153 55H154V54H153ZM165 55H166V54H165ZM21 56H22V55H21ZM34 56H35V54H34ZM53 56H54V55L52 54V59H54V58L56 57V55L54 56V58H53ZM65 56H66V55H65ZM80 56H81V55H80ZM84 56H85V55H84ZM107 56H108V55H107ZM125 56H126V55H125ZM135 56H136V55H135ZM137 56H138V55H137ZM159 56H160V54H159ZM247 56H248V55H247ZM255 56H262V55H261V53H257V54H255ZM3 57H4V56H3ZM12 57L14 58V55H12ZM25 57H26V56H25ZM27 57H28V56H27ZM42 57H43V56H42ZM42 57H41V59L43 60ZM157 57H158V56H157ZM163 57H164V56H163ZM167 57H168V55H167ZM223 57H224V56H223ZM229 57L232 58L231 55H229ZM0 58H1V57H0ZM48 58H49V57H48ZM113 58H114V57H113ZM120 58H121V57H120ZM126 58H127V57H126ZM135 58H136V57H134V59H135ZM4 59H5V58H4ZM45 59H46V58H45ZM45 59H44V60H45ZM94 59H97V58H94ZM127 59H130V58H127ZM166 59H167V58H166ZM169 59H171V57H170ZM7 60H10V58L5 59V62H6ZM11 60H12V59H11ZM18 60H19V59H18ZM46 60H47V59H46ZM54 60H55V59H54ZM54 60H53V61H54ZM65 60H66V59H65ZM70 60H71V59H70ZM105 60H106V57H105ZM112 60H113V59H112ZM140 60H141V59H140ZM207 60H208V59H207ZM47 61H48V60H47ZM56 61H57V59H56ZM56 61H55V63L53 62V65H54V64H57ZM63 61H64V60H63ZM106 61H107V60H106ZM122 61H123V60H122ZM131 61H132V60H131ZM136 61H137V60H136ZM183 61H184V60H181V59H178V58L176 59V57H175V58L172 59V65H173V67L176 68V69H177V68H185L187 65H186V63L183 62ZM237 61H238V60H237ZM237 61H236V63H237ZM241 61H242V58H241ZM247 61H248V60H247ZM258 61H259V60H258ZM258 61H257V63H258ZM7 62H8V61H7ZM11 62H13V61H11ZM82 62H83V61H82ZM116 62H118V61H116ZM126 62H127V61H126ZM128 62H129V61H128ZM142 62H144V65H143ZM145 62H146V65H147V61H143V59H142L141 63H140V62H139V63H140L141 65L147 67L146 70H147L148 67H149L150 69H148V70L150 71L152 65H150V64L148 63L149 65L146 66V65H145ZM161 62H162V61H161ZM161 62H160V60H159V63H158V65H157V67H159L160 69H161V67H160L159 64H160ZM166 62H167V61H165V63H166ZM169 62H170V61H169ZM214 62H215V61H214ZM9 63H10V61H9ZM20 63H21V62H20ZM51 63H52V62H51ZM84 63H86V62L84 61ZM113 63H114V62H113ZM139 63H138V64H139ZM165 63H164V62L161 63V64H162L161 66H164ZM259 63H260V62H259ZM259 63H258V64H259ZM12 64H15V65H16L17 63H16V62H15V63L13 62ZM30 64H31V63H30ZM32 64H33V63H32ZM66 64H67V61H66ZM76 64H77V63H76ZM92 64H93V63H92ZM124 64H125V63H124ZM124 64H123V65H124ZM136 64H137V62H136ZM138 64H137V65H138ZM155 64H156V62H155ZM155 64H154V65H155ZM18 65H19V64H18ZM33 65H34V64H33ZM107 65H108V63H107ZM116 65H117V64H116ZM120 65H121V64H120ZM126 65H128V63H126ZM131 65H132V64H131ZM137 65L135 66L137 69H139L140 67H142L141 65H138V66H137ZM154 65H153V67H154V69H155V66H156V65H155V66H154ZM165 65H166V64H165ZM201 65H202V64H201ZM218 65H219V64H218ZM220 65H221V63H220ZM222 65H223V64H222ZM227 65H228V64H227ZM247 65H248V64H247ZM55 66H56V65H55ZM77 66H78V64H77ZM81 66H83V65H81ZM85 66H86L87 68L89 67V66H87V65H85ZM93 66H94V65H93ZM129 66H130V65H129ZM129 66L126 67V68L128 69ZM139 66H140V67H139ZM150 66H151V67H150ZM224 66H225V65H224ZM242 66H243V63H242ZM26 67H27V65H26ZM30 67L34 68L33 66H30ZM45 67H46V66H45ZM57 67H58V66H57ZM59 67H60V66H59ZM100 67H101V66H100ZM104 67H106V66H104ZM120 67H121V66H120ZM120 67H119V68H120ZM138 67H139V68H138ZM145 67H142V69L145 68ZM157 67H156V68H157ZM199 67H200V66H199ZM202 67H203V66H202ZM230 67H231V66H230ZM19 68H20V67H19ZM19 68H18V69H19ZM43 68H44V67H43ZM107 68H108V67H107ZM110 68H111V66H110ZM110 68H109V69H110ZM130 68H132L133 70H135V73L137 74V76L140 77L141 73L138 74V73H137L138 70L134 69L133 66H132V67L130 66ZM130 68H129V72H133V70H131ZM159 68H158V69H159ZM218 68L220 69V67H218ZM12 69H14V67H11V70H12ZM18 69H17L16 71H17V72H20ZM26 69H27V68H26ZM35 69H36V67H35ZM45 69H46V68H45ZM45 69H44V70H45ZM51 69H52V68H51ZM100 69H101V68H100ZM111 69H112V68H111ZM111 69H110V71L114 72V71L111 70ZM124 69H125V68H124ZM142 69L140 68L139 70L141 71ZM187 69H188V68H187ZM227 69H229V65L227 66ZM227 69H225V70L222 69V72H223V71L226 72ZM5 70H6V69H5ZM31 70H32V69H31ZM44 70H43V71H44ZM64 70H65V69H64ZM88 70H90V69H88ZM130 70H131V71H130ZM179 70H180V69H179ZM179 70H178V71H179ZM220 70H221V69H220ZM230 70H231V69H230ZM22 71L24 72V69H22ZM22 71H21V72H22ZM35 71H37V70H35ZM124 71H125V73H122V74H123V75L126 74V75L123 77V78L125 79V78L128 76V75H127L128 70H127V72H126V69H125ZM149 71H147L148 74L154 72L155 70L153 71V69H152V72H149ZM255 71H258V70L255 69ZM13 72H14V71H13ZM17 72H15V73H17ZM25 72H26V71H25ZM25 72H24V73H25ZM27 72H28V71H27ZM32 72H34V69L32 70ZM47 72H48V71H47ZM58 72H60L59 69H58ZM89 72H90V71H89ZM94 72H95V71H94ZM122 72H123V70H122ZM129 72H128V73H129ZM141 72H145L144 69H143ZM157 72H159V71H157ZM160 72H162V71H160ZM202 72L204 73V71H202ZM219 72H220V71H219ZM252 72H253V71H252ZM258 72H259V71H258ZM3 73H4V72H3ZM5 73H6V72H5ZM40 73H41V72H40ZM44 73H45V71H44ZM70 73H71V72H70ZM72 73H73V72H72ZM104 73H105V72H103V74H104ZM175 73H176V72H175ZM188 73H189V72H188ZM205 73H206V72H205ZM249 73H250V72H249ZM9 74H10V73H9ZM11 74H12V75H15L14 73H11ZM29 74H31V72H29ZM35 74H36V73H35ZM35 74H33V79H34V80L32 79V81H34V84H33V85H34V86H35V85H39V86H37V87H39V89H41L42 87L40 88V84H38L39 82H38V83H35V77H36ZM38 74H39V72H38ZM45 74H46V73H45ZM67 74H68V73H67ZM105 74H106V73H105ZM105 74H104V76H106ZM136 74L134 75V72H133V74L130 73V74H129V75H131L130 79H132V75H134V77H135ZM143 74H145V73H143ZM148 74H147V76H148ZM152 74H154V73H152ZM165 74H166V73H165ZM220 74H221V72H220ZM252 74H253V73H252ZM260 74H261V73H260ZM260 74H259V75H260ZM5 75H6V74H5ZM19 75H20V74H19ZM19 75H18V76H19ZM34 75H35V77H34ZM40 75H41V74H40ZM49 75H51V74H49ZM64 75H65V73H64ZM69 75H70V74H69ZM69 75H68V76H69ZM71 75L74 76L73 74H71ZM90 75H91V74H90ZM101 75H102V74H101ZM150 75H151V74H150ZM181 75H182V74H181ZM223 75H224V74H223ZM223 75H222V77H223ZM7 76H8V75H7ZM9 76H10V75H9ZM16 76H17V75H16ZM72 76L69 78L70 80H71ZM78 76H79V75H78ZM78 76H77V77H78ZM80 76H81V74H80ZM83 76H84V75H83ZM93 76H94V75H93ZM107 76H108V75H107ZM142 76H143V75H142ZM147 76H146V77H147ZM157 76H158V75H157ZM178 76H179V75H178ZM178 76H177V77H178ZM184 76H186V75H184ZM190 76H191V75H190ZM203 76H204V78H206L207 80H209V81H211V82H216V83H217V81H218V84H217V85L220 84V83H219V80H217V78H216L214 75H212V74L206 73V74H204ZM225 76H227V74H225ZM26 77H27V76L24 77L25 80H26ZM30 77H32V74H31ZM30 77H29V79H30ZM60 77H61V76H60ZM94 77H95V76H94ZM108 77H109V76H108ZM134 77H133V78H134ZM139 77L134 78V79H136V80H135L136 82L138 81L137 79H140L141 81L143 80V77H142V78H139ZM166 77H168V75H167ZM169 77H170V76H169ZM182 77H183V76H182ZM188 77H189V76H188ZM193 77H194V76H193ZM193 77H191L190 79H193ZM197 77H198V76L196 75V79H197ZM12 78H13V77L11 76L10 79H12ZM20 78H22V77H20ZM73 78H74V77H73ZM78 78L80 79V77H78ZM92 78H93V77H92ZM101 78H102V79H100V80L103 81V77H101ZM110 78H111V77H110ZM121 78H122V77H121ZM121 78H118V79H121ZM123 78H122V79H123ZM127 78H128V77H127ZM170 78H172V77H170ZM184 78H185V77H184ZM201 78H202V77H201ZM220 78H221V76H220ZM228 78H231V76L228 77ZM0 79H2V78H0ZM3 79H4V78H3ZM8 79H9V78H8ZM8 79L6 78L7 81H8ZM36 79H37V78H36ZM51 79H53V77H52ZM65 79H66V78H65ZM74 79H76V78H74ZM90 79H91V77H90ZM98 79H99V78H98ZM134 79H132V80H128V81H132V82H133ZM166 79H167V78H166ZM202 79H203V78H202ZM221 79H222V78H221ZM225 79H226V78H225ZM244 79H245V78H244ZM244 79H242V80H244ZM6 80H5V81H6ZM30 80H31V79H30ZM70 80H69V81H70ZM72 80H73V79H72ZM87 80H88V79H87ZM94 80H96V79L94 78ZM100 80H99V81H100ZM114 80H115V79H114ZM114 80H113V81H114ZM140 80H139V82H140ZM163 80L165 81V79H163ZM168 80H169V79H167V81H168ZM183 80H184V79H183ZM185 80H186V82H187L188 79L185 78ZM216 80H217V81H216ZM228 80H230V79H228ZM2 81H3V80H2ZM12 81H13V80H12ZM27 81H29V80H27ZM32 81H29V82L32 83ZM43 81H44V80H43ZM60 81H61V80H60ZM63 81H64V80H63ZM74 81H76V80H73V81H71V82H73V83L75 84ZM83 81H84V80H83ZM88 81H89V80H88ZM115 81H116V80H115ZM125 81H126V80H125ZM159 81H161V80H159ZM170 81H172V80L170 79ZM170 81L166 82V84H168ZM190 81H192V80H189V81H188L189 83L187 82V83H188L187 85H191V86H192V84H190ZM222 81H223V80H222ZM230 81H231V80H230ZM251 81H252V80H251ZM44 82H45V81H44ZM53 82H54V81H53ZM90 82H91V81H90ZM139 82H138V83H139ZM142 82H143V81H142ZM146 82H147V81H146ZM172 82H173V81H172ZM228 82H229V81H228ZM228 82H227V83H228ZM232 82H233V81H232ZM232 82H231V83H232ZM257 82H258V81H257ZM11 83H12V82H11ZM48 83H49V82H48ZM92 83H93V82H92ZM94 83H95V81H94ZM100 83H101V82H100ZM108 83H109V82H108ZM115 83H117V82H115ZM144 83H145V81H144ZM157 83H158V82H157ZM162 83H163V82H162ZM181 83H182V82H181ZM181 83H180V84H181ZM191 83H193V82H191ZM196 83L198 84L199 82L197 81ZM196 83H195V84H196ZM224 83H225V80H224ZM227 83H225L226 86H227ZM237 83H238V82H237ZM241 83H242V82H241ZM241 83H240V84H241ZM41 84H42V83H41ZM62 84H63V83H62ZM65 84H70V83H68V81L66 80V81H65ZM77 84H78V83H77ZM112 84H113V83H112ZM140 84H141V82H140ZM169 84H171V82H170ZM175 84H176V83H175ZM175 84L172 85V87H173V86H174V87L171 88V90L169 89V92L172 91V89L175 90V88H176L175 86L178 85V84H177V85H175ZM193 84H194V83H193ZM197 84H196V85H197ZM228 84H229V83H228ZM233 84H234V83H233ZM233 84H232V85H233ZM242 84H243V83H242ZM0 85H2V84H0ZM24 85H25V84H24ZM48 85H49V84H48ZM138 85H139V84H138ZM146 85H148V84H146ZM157 85L159 86V84H157ZM162 85H164V83L161 84L159 87H161ZM182 85H183V84H182ZM187 85H186V86H187ZM220 85H221V84H220ZM220 85H219V86H220ZM244 85H245V84H244ZM2 86H3V85H2ZM34 86H33V87H34ZM41 86H43V85H41ZM61 86H62V85H61ZM86 86H87V85H86ZM117 86H118L117 88H120V87H121L119 84H117ZM148 86H149V85H148ZM170 86H171V85H170ZM170 86H169V87H170ZM180 86H181V85H180ZM180 86L178 85L177 87H180ZM186 86H185V87H186ZM191 86H190V87H191ZM198 86H200V85L198 84ZM240 86H242V85H240ZM245 86H246V85H245ZM22 87H23V86H22ZM22 87H20V88H22ZM25 87H26V86H25ZM51 87H52V85H51ZM92 87H93V86H92ZM95 87H96V86H95ZM95 87H94V88H95ZM102 87H103V86H102ZM151 87H152V86H151ZM153 87H154V85H153ZM153 87H152V88H153ZM162 87H163V86H162ZM164 87H165V85H164ZM167 87H168V86H167ZM167 87H165V88H167ZM169 87H168V88H169ZM185 87H182V86H181V87L179 88V89H180V92H181L182 89H183V90H186V89H184ZM187 87H188L187 89H189V86H187ZM196 87H197V86H196ZM196 87H195V89H194V87H191V88H193L194 91H195V90H197ZM201 87H202V85H201ZM228 87H230V84H229ZM238 87H239V86H238ZM238 87L236 88V90H238V89L242 90L240 87H239V88H238ZM8 88H9V87H8ZM26 88H29V87H26ZM45 88H46V87H45ZM45 88L43 87L42 89H45ZM48 88H49V87H48ZM98 88H99V87H98ZM105 88L107 89V87H104V89H105ZM122 88H123V87H122ZM149 88H150V86H149ZM203 88H204V87H203ZM203 88H202V89H203ZM206 88L208 89V91H214L213 88H211V90H210L208 87H206ZM206 88H205V91H207ZM142 89H143V88H142ZM200 89H201V88H200ZM231 89H233V87H232ZM246 89H247V88H246ZM246 89H245V90H246ZM252 89H253V87H252ZM22 90H23V89H22ZM26 90L28 91V90H30V89H26ZM26 90H25V91H26ZM45 90H46V89H45ZM128 90H129V89H128ZM143 90H145V89H143ZM165 90H166V89H165ZM165 90H164V91H165ZM167 90H168V89H167ZM236 90H235V91H236ZM240 90H239V91H240ZM248 90H249V89H247L246 91H248ZM253 90H254V89H253ZM27 91H26V92H27ZM47 91H48V90H47ZM125 91H127V89H126ZM145 91H146V90H145ZM149 91H151V89H149ZM149 91H147V92H149ZM152 91H154V89H153ZM155 91H156V92L159 94V96L161 97L160 99H162V102H161V101H157V102H158V105L161 106V107H162V104H161V103H163V100H165L166 98H175V97H172V96H176V95H174V94H175V93H174L175 91H173V93H172V92H170V93L165 92V94L168 93L167 95H169V96H166V95L163 93L164 91L162 92V90H160L159 92H158L157 90H155ZM186 91H187V90H186ZM199 91H204V90H199ZM199 91H196V92L198 93ZM235 91H231V93H233V92H235ZM246 91H243V90L240 91V92H241L240 95H238V94H236V93L234 94V99H233V100L235 101V99H236L235 103L238 101V98H239V99L241 98V100L243 99L244 104L247 103V101H246V103H245V100H244V99H246V98L249 97V96H248V92H249V91H248V92H246ZM117 92H118V91H117ZM137 92H138V91H137ZM137 92H136V94H137ZM142 92H143V91H142ZM156 92H155V93H154V92H151V93H150V97L148 96L149 93H147V97H149V98L145 99V100H148V101H146L147 104H149L148 102H150V104H152L153 102H151V101L156 100V99H159V96L156 95ZM187 92H188V91H187ZM196 92H195V94H197ZM251 92H252V91H250L249 94H250ZM45 93H46V91H45ZM45 93H44V94H45ZM120 93H121V92H120ZM138 93L140 94V92H138ZM176 93H179V91H176ZM204 93H205V92H204ZM204 93L202 92V94H204ZM229 93H230V92H229ZM231 93H230V96H233V95H231ZM133 94H134V93H133ZM141 94H142V93H141ZM143 94H144V93H143ZM151 94H152V95H151ZM184 94H185V93H184ZM187 94H188V93H186L185 98H187L186 100L188 101V97H189L190 95H187ZM206 94H207V93H206ZM210 94H211V93H210ZM227 94H228V93H227ZM251 94H252V93H251ZM126 95H127V93H126ZM178 95L180 96V94H178ZM213 95H214V93H213ZM213 95H209V96H213ZM235 95H237V96L235 97ZM255 95H256V94H255ZM32 96H33V93H32ZM34 96H38V94L36 95V94L34 93ZM40 96H41V95H39V97H40ZM99 96H100V95H99ZM133 96H134V95H133ZM136 96H137V95H136ZM154 96H155L156 99L154 98ZM165 96H166V97H165ZM181 96L184 97V95H181ZM181 96H180V97H181ZM191 96H192V97H195V96H193V94H191ZM191 96H190V97H191ZM197 96H198V95H197ZM207 96H208V95H207ZM216 96H217V95H216ZM228 96H229V94H228ZM230 96H229V97H230ZM252 96H253V95H252ZM252 96H251V97H252ZM19 97H20V96H19ZM25 97H26V96H25ZM130 97H131V95H130ZM142 97L144 98V96H142ZM157 97H158V98H157ZM164 97H165V98H164ZM176 97H178V96H176ZM183 97H181V98H183ZM255 97H256V96H255ZM133 98L136 99L135 97H133ZM196 98H197V97H196ZM209 98H210V97H209ZM214 98H215V97H214ZM38 99H39V98H38ZM116 99H117V98H116ZM140 99H141V98H139V100H140ZM190 99H191V98H190ZM197 99H198V98H197ZM225 99H226V98H225ZM80 100H81V99H80ZM109 100H110V99H109ZM117 100H118V99H117ZM145 100H144V103H145ZM166 100H168V99H166ZM169 100H171V99H169ZM169 100H168V101H169ZM175 100H176V99H174V100L172 99V101H174V102H175ZM179 100L182 101V99H179ZM179 100H178V103H179V105H180L181 102H179ZM183 100H185V99H183ZM186 100H185V101H186ZM194 100H195V99H194ZM247 100H248V99H247ZM254 100H255V101H258V100H259V103L262 104L261 106L258 107L257 110L252 109V110L249 111V110H247V109H242V108H240V109L238 110L237 107H238L239 104L242 103V102H241V103H238V105L236 104V105H237L236 107H235V103H234V107H235L239 112H241V113H233V114L230 113V114H229V113L227 112V113L229 114V115L227 114L228 116H226L225 114H223V116H222V114H220V115L222 116V118L224 117V115L226 116V118L224 117L225 119H224V118H223V119H224L225 121H227L226 124H229V125L231 126V127H230V126L228 125V126L230 127L229 130L226 129V128H225V129H221L222 131H227V132H225V136H226L227 134H228L227 136H229V137H226V138H224V139L229 140V141H231V142H232V141L236 142V141L234 140L235 137L232 136V135H234L232 132H235L234 130H238L239 132L242 131L243 134H244L245 131L241 130L242 127H245L244 129H246V130H249V128H250V130L252 129V130H253V133H252V130H251V132H250V134L252 133V135H253L254 132H255V131H254L255 128H260L261 130H262V129L264 130V116H263L264 113H262L263 115H261V113H260L261 110H263V112H264V95H262V96H258L256 99L254 98ZM6 101H7V100H6ZM92 101H94V100H92ZM95 101H96V100H95ZM118 101H119V100H118ZM132 101H134V100H132ZM189 101L191 102V100H189ZM230 101H232V100H230ZM249 101L251 102V100H249ZM140 102H141V101H140ZM159 102H161V103H159ZM164 102H165V101H164ZM182 102H183V104H184V101H182ZM190 102H188V103H190ZM197 102H198V101H197ZM227 102H228V101H227V99H226V104H227ZM232 102H233V101H232ZM232 102H231V103H232ZM112 103H113V102H112ZM134 103H135V102H134ZM141 103H143V101H142ZM154 103H155V102H154ZM166 103H167V102H166ZM166 103H165V104H166ZM191 103H192V102H191ZM191 103H190V104H191ZM252 103H253V102H252ZM31 104H32V103H31ZM34 104H35V103H34ZM49 104H50V103H49ZM51 104H52V103H51ZM82 104H83V103H82ZM107 104H108V103H107ZM115 104H116V103H115ZM115 104H114V105H115ZM118 104H119V103H118ZM155 104H156V103H155ZM163 104H164V103H163ZM170 104H171V103H170ZM172 104H173V106H174L175 103H172ZM183 104H182V105H183ZM190 104H189V105H190ZM197 104H198V103H197ZM211 104H212V102H211ZM244 104L242 103V105H244ZM248 104H249V103H248ZM248 104H247V105H248ZM64 105H65V104H64ZM179 105H178V106H179ZM182 105H181V106H182ZM207 105H208V104H207ZM209 105H210V104H209ZM209 105H208V106H209ZM229 105H230V103H229ZM231 105H232V104H231ZM242 105H241V106H242ZM257 105H258V104H257ZM62 106H63V105H62ZM96 106H97V105H96ZM132 106H133V105H132ZM134 106H135V105H134ZM167 106H168V104H167ZM178 106H176V107L178 108ZM183 106H185V105H183ZM191 106H192V105H191ZM199 106H200V105H199ZM211 106H212V105H211ZM252 106H255V105L252 104ZM55 107H56V106H55ZM156 107H158V106L156 105ZM170 107H171V106H170ZM200 107H201V106H200ZM239 107H240V105H239ZM40 108H41V107H40ZM53 108H54V107H53ZM68 108H69V107H68ZM78 108H79V107H78ZM111 108H112V107H111ZM117 108H118V107H117ZM151 108H152V107H151ZM165 108L167 109L168 107H165ZM172 108H174V107H172ZM172 108H171V109H172ZM211 108H212V107H211ZM51 109H52V108H51ZM60 109H63V108L61 107ZM80 109H81V106H80ZM82 109H83V108H82ZM138 109H139V108H138ZM141 109H142V108H141ZM153 109H154V107H153ZM159 109H160V108H159ZM161 109H162V108H161ZM163 109H164V108H163ZM168 109H169V108H168ZM175 109H176V108H175ZM175 109H174V110H175ZM178 109H179V112H181V113H182V111H184L183 109L180 108V106H179ZM180 109H181L182 111H181ZM189 109H190V106H189ZM241 109L243 110V112L241 111ZM54 110H55V109H54ZM69 110H70V109H69ZM89 110H90V109H89ZM154 110H155V109H154ZM207 110H208V109H207ZM232 110H233V108H232ZM234 110H235V109H234ZM58 111L60 112V110H58ZM62 111H63V110H61V112H62ZM92 111H93V110H92ZM103 111H104V110H103ZM177 111H178V110H177ZM186 111H188V109H187ZM216 111H217V110H216ZM235 111H236V110H235ZM4 112H5V111H4ZM11 112H12V111H11ZM56 112H57V111H56ZM61 112H60V113H61ZM72 112H73V111H72ZM90 112H91V111H90ZM101 112H102V110H101ZM128 112H129V111H128ZM205 112H206V111H205ZM23 113H24V112H23ZM51 113H52V112H51ZM60 113H59V114H60ZM64 113L68 115V110H64L63 114H64ZM102 113H103V112H102ZM129 113H130V112H129ZM150 113H152V112H150ZM174 113H175V112H174ZM174 113H173V114H174ZM183 113H184V112H183ZM203 113H204V112H203ZM222 113H225V111H223ZM94 114H95V112H94ZM105 114H106V113H105ZM113 114H114V113H113ZM119 114H120V113H119ZM134 114H135V113H134ZM184 114H186V113H184ZM196 114H197V113H196ZM200 114H201V113H200ZM205 114H207V113H205ZM257 114H258V115H257ZM55 115H56V113H55ZM72 115H73V114H72ZM84 115H85V114H84ZM129 115H130V114H129ZM152 115H153V114H152ZM65 116H66V115H65ZM65 116H64V117H65ZM69 116H71V115H69ZM69 116H68V118H69ZM74 116H75V115H74ZM80 116H81V115H80ZM95 116H96V115H95ZM95 116H94V118L97 117V116H96V117H95ZM103 116H104V115H103ZM109 116H110V115H109ZM181 116H182V115H181ZM186 116H187V115H186ZM205 116H206V115H205ZM254 116H256V118H253ZM262 116H263V117H262ZM60 117H61V116H60ZM62 117H63V115H62ZM90 117H91V116H90ZM116 117H117V116H116ZM143 117H144V116H143ZM178 117H179V116H178ZM70 118H71V117H70ZM91 118H92L93 120L97 121V124H98V123L100 124L101 122H98L99 119L101 120V119L104 118V117H102V118H101V117H100V118L97 117V120L94 119L93 117H91ZM203 118H204V117H203ZM76 119H77V118H76ZM78 119H79V118H78ZM81 119H82V117H81ZM125 119H126V118H125ZM177 119H178V118H177ZM204 119H205V118H204ZM123 120H124V119H123ZM50 122H51V121H50ZM87 122H88V121H87ZM202 122H203V121H201L200 123H202ZM172 123H173V122H172ZM119 124H120V123H119ZM158 124H159V123H158ZM207 124H208V123H207ZM226 124H225V125H226ZM121 125H122V124H121ZM104 126H105V125H104ZM158 126H159V125H158ZM58 127H59V126H58ZM79 127H80V126H79ZM151 127H152V126H151ZM188 127H189V126H188ZM207 127H208V126H207ZM209 127H210V126H209ZM211 127H212V126H211ZM217 127H218V126H217ZM251 127H252V128H251ZM14 128H15V127H14ZM24 128H25V127H24ZM214 128H215V127H214ZM115 129H116V128H115ZM186 129H187V128H186ZM208 129H209V128H208ZM25 130H27V129H25ZM116 130H117V129H116ZM140 130H141V129H140ZM187 130H188V129H187ZM214 130H215V129H214ZM221 130H220V131H221ZM250 130H249V131H250ZM257 130H258V129H257ZM257 130H256V131H257ZM29 131H30V129H29ZM98 131H99V130H98ZM128 131H129V130H128ZM144 131H145V130H144ZM238 131H237V133H238ZM249 131H247V132H249ZM68 132H69V131H68ZM96 132H97V131H96ZM126 132H127V131H126ZM175 132H176V129H175ZM242 132H241V133H242ZM247 132H246V133H247ZM12 133H13V132H12ZM73 133H74V132H73ZM97 133H98V132H97ZM97 133H96V135H97ZM170 133H171V132H170ZM218 133H220V132H218ZM241 133H240V134L238 133V136L235 135V136H237L236 138L239 139V138L241 137V136L239 137V135H241ZM255 133H256V132H255ZM7 134H8V133H7ZM22 134H24V133L22 132ZM31 134H32V133H31ZM60 134H61V133H60ZM65 134H66V133H65ZM70 134H71V133H70ZM81 134H82V133H81ZM98 134H99V133H98ZM118 134H119V133H118ZM166 134H167V133H166ZM168 134H169V133H168ZM221 134H222V136H224V135H223L224 133H221ZM5 135H6V134H5ZM5 135H3V137H4ZM82 135H84V134H82ZM90 135H91V134H90ZM171 135H173V133H172ZM174 135H175V134H174ZM174 135H173V136H174ZM218 135H219V134H218ZM247 135H249V134H246V136H247ZM254 135H255V134H254ZM254 135H253V136H254ZM9 136H10V135H9ZM13 136H14V139H13ZM13 136L11 135L10 137H12V139L15 141V144L19 143L20 146H22V148H23V147H24V148H28V147H26V145H28V144H26V142L23 143L22 141H19L18 138H15V137H17L18 135H17V136L13 135ZM22 136H23V135H22ZM67 136H68V135H67ZM97 136H98V135H97ZM222 136H221V137H222ZM242 136H243V135H242ZM3 137H1V138H2L1 141L7 139V135H6V138L4 137L5 139H4ZM20 137H21V136H20ZM20 137H19V139H20ZM57 137H58V136H57ZM79 137H80V136H79ZM95 137H96V136H95ZM130 137H131V136H130ZM217 137H218V136H217ZM243 137H244V136H243ZM66 138H67V137H66ZM90 138H91V137H90ZM92 138H93V137H92ZM96 138H97V137H96ZM172 138H173V137H172ZM215 138H216V137H215ZM236 138H235V139H236ZM241 138H242V137H241ZM9 139H10V138H8V140H9ZM15 139H17V140H15ZM100 139H101V138H100ZM111 139H112V137H111ZM203 139H205V138H203ZM230 139H231V140H230ZM8 140H7L6 142H8ZM22 140H23V139H22ZM24 140H25V139H24ZM24 140H23V141H24ZM115 140H117V139H115ZM123 140H124V139H123ZM133 140H134V139H133ZM148 140H149V139H148ZM148 140H147L146 142H148ZM150 140H151V139H150ZM251 140H252V137H251ZM9 141H10V140H9ZM11 141H12V140H11ZM11 141H10V143H11ZM25 141H26V140H25ZM27 141H28V140H27ZM79 141H80V140H79ZM136 141H137V140H136ZM154 141H155V140H154ZM205 141H206V140H205ZM209 141H210V140H209ZM245 141H246V140H245ZM3 142H4V141H3ZM103 142H104V141H103ZM108 142H109V140H108ZM110 142H111V141H110ZM117 142H118V141H117ZM117 142H115V143H117ZM150 142H152V141H150ZM150 142H149V144H150ZM155 142H156V141H155ZM157 142H158V141H157ZM157 142H156V143H157ZM169 142H171V141H169ZM203 142H204V141H203ZM10 143H9V144H10ZM94 143H95V142H94ZM97 143H98V142H97ZM97 143H96V144H97ZM112 143H114V142L112 141ZM132 143H133V142H132ZM241 143H243V144H239L240 146L238 145V146L241 147V148H235V146H234V148H235V149H233V150L235 151L234 154H235L236 152H237V154H238V153H242V152H240V151L242 150V148H245V149H246L245 152L248 150V149H247L248 146H247L246 143H249V142L244 143L243 141H241ZM260 143H261V142L259 141L258 144H260ZM1 144H2V143L0 142V155H2V156L5 155V157H6V156L8 155V153H10V152L13 153V151H15V149H13V150L11 151V149L8 148V147H9L8 145H7V146H8V147H7V146L1 145ZM25 144H26V145H25ZM102 144H103V143H102ZM157 144H158V143H157ZM201 144H202V143H201ZM245 144H246V145H245ZM258 144H257V145H254L253 147H251V151H250V149H249V153L251 152V153L253 154L252 156H255L256 153L259 152L260 154H258V155L255 156L254 158L259 157V158H261L260 160H262V159H264V146L262 147V144H260V147H259ZM29 145H30V144H29ZM76 145H77V144H76ZM98 145H99V144H98ZM118 145H119V144H118ZM126 145H127V144H126ZM147 145H148V144H147ZM193 145H194V144H193ZM235 145H236V143H235ZM243 145H244V146H243ZM252 145H253V144H252ZM263 145H264V141H263ZM35 146H36V145H35ZM100 146H101V145H100ZM112 146H113V145H112ZM153 146H154V145H153ZM162 146H163V145H162ZM203 146H204V143H203ZM238 146H236V147H238ZM13 147H15V145H12V148H13ZM38 147H39V146H38ZM38 147H36V149H37ZM103 147H105V146H103ZM144 147H146V146H144ZM193 147H194V146H193ZM204 147H205V146H204ZM258 147H259V149H258ZM88 148H89V147H88ZM88 148H87V149H88ZM115 148H116V147H115ZM115 148H114V149H115ZM119 148H120V145H119ZM153 148H154V147H153ZM20 149H21V148H20ZM20 149H19V150H20ZM38 149L40 150V147H39ZM121 149H122V148H121ZM225 149H226V148H225ZM237 149H238V150H237ZM16 150H17V149H16ZM19 150L15 151L14 156L11 155V153H10L11 157H12V156L15 157V158H13V159H17V158H18L17 156H19V154H21V152H19ZM32 150H33V149H32ZM118 150H119V149H118ZM260 150H261V151H260ZM22 151H23V150H22ZM29 151H30V150H28L27 152L30 153ZM36 151L39 152L38 150H36ZM96 151H97V150H96ZM108 151H109V150H108ZM131 151H132V150H131ZM159 151H160V150H159ZM159 151H158V152H159ZM165 151H166V150H165ZM165 151H164V152H165ZM227 151H228V149H227ZM17 152H18V153H17ZM24 152H25V151H24ZM24 152H22V155H20V156H23V153H24ZM27 152H25V153H27ZM74 152H75V151H74ZM126 152H127V151H126ZM156 152H157V151H156ZM229 152H230V150H229ZM247 152H248V151H247ZM32 153H33V152H32ZM122 153H123V152H122ZM230 153H231V152H230ZM57 154H58V152H57ZM57 154H56V155H57ZM68 154H69V153H68ZM126 154H127V153H126ZM26 155H27V154H26ZM26 155H24V157H23L24 162H21V163L23 164V169H27V168L30 169V168H31L30 166H34L35 163H40V162H41V159H40L39 157H37V156H34L33 154H32V155H28V156H26ZM49 155H50V154H49ZM53 155H54V154H53ZM59 155H60V154H59ZM59 155H57V156H59ZM129 155H130V154H129ZM129 155H128V156H129ZM241 155H242V154H241ZM248 155H250V154H248ZM252 156H251V157H252ZM26 157H27V158H26ZM53 157H54V156H53ZM55 157H56V156H55ZM144 157H145V156H144ZM240 157H241V156H240ZM251 157H250V158H251ZM68 158H69V157H68ZM254 158H253V159H254ZM259 158H256V159H259ZM18 159H19V158H18ZM39 159H40V161H39ZM256 159H255V163H254V164L257 163V162H256V161H257ZM3 160H6V158L4 159V156H3ZM20 160H21V159H20ZM6 161H8V159H7ZM21 161H22V160H21ZM80 161H81V160H80ZM252 161H253V160H252ZM258 162H261V161H258ZM263 162H264V161H262V163H263ZM156 163H157V162H156ZM262 163L259 164V165L262 166V165L264 164V163H263V164H262ZM62 164H63V163H62ZM159 164H160V163H159ZM259 165H255L254 167H256V169H257V166L259 167ZM1 166H2V164H1ZM1 166H0V167H1ZM8 166H9V165H8ZM175 166H176V165H175ZM261 166H260V167H261ZM4 167H5V166H4ZM4 167H3V166L1 167V169H2L1 171H3V170L6 171L7 168H6V169H3ZM85 167H86V166H85ZM199 167H201V166H199ZM65 168H66V167H65ZM76 168H77V167H76ZM80 168H81V167H80ZM179 168H180V167H179ZM23 169H22V170H23ZM62 169H63V168H62ZM85 169H88V168H85ZM8 170H9V168H8ZM8 170H7V171H8ZM197 170H198V169H197ZM262 170H263V169H262ZM1 171H0V172H1ZM7 171L4 172V174H3V172H2V174L4 175V177L7 178V179H6V182H7V180H9V179H8L9 176L13 177L12 174H11V175H7V174H6ZM24 171H25V170H24ZM80 171H83L82 168H81V170H79V172H80ZM79 172H78V173H79ZM175 172H176V171H175ZM212 172H213V171H212ZM11 173H12V172H11ZM20 173H21V172H20ZM83 173H84V174H85V173L87 174L88 171H87V170H84L81 174L83 175ZM17 174H18V173H17ZM81 174H79V175H81ZM177 174H179V173H177ZM177 174H176V175H177ZM5 175L8 176V177H6ZM48 175H49V174H48ZM176 175H175V176H176ZM18 176H20V175H18ZM45 176H47V175H45ZM66 176H67V173H66ZM76 176H77V175H76ZM1 177H2V176H1ZM11 177H10V178H11ZM78 177H79V176H78ZM199 177H200V176H199ZM22 178H23V177H22ZM28 178H29V177H28ZM31 178H32V177H30V179H31ZM34 178H35V177H34ZM34 178L32 179V181H31L30 179H29V180L26 179L25 182H27V180H28V182H30V181L33 182V180H35ZM79 178H80L79 181L76 180V179H72V178H70L71 180L68 179V181H70L69 184H72V185L74 184L75 186H76V185H77V186L80 185V183H81V176H80ZM79 178H78V179H79ZM1 179H2V178H1ZM3 179H4V178H3ZM3 179H2V180H3ZM12 179L15 180L16 178L14 179V177H13ZM12 179L10 180L11 182L13 181ZM38 179H39V178H38ZM162 179H163V178H162ZM16 180H17V179H16ZM16 180H15V181H16ZM54 180H55V179H54ZM63 180H64V179H63ZM163 180H164V179H163ZM203 180H204V179H203ZM15 181H14V182H15ZM35 181L38 182L37 180H35ZM56 181H57V180H56ZM56 181L54 182L53 185H52V184L50 185L51 187L49 186L48 188H50V189L55 188V187H56V186H55ZM159 181H160V180H159ZM246 181H247V180H246ZM249 181H250V180H249ZM249 181H247V182H249ZM11 182H10V183H11ZM25 182H24V183H25ZM36 182H34V183L36 184ZM71 182H72V183H71ZM51 183H52V182H51ZM63 183H65V182H63ZM63 183H62V184H63ZM66 183H67V181H66ZM115 183H116V182H115ZM250 183H251V181H250ZM263 183H264V182H263ZM11 184H12V183H11ZM11 184H9V186H10ZM14 184H15V183H14ZM14 184H13V186H14ZM16 184H17V182H16ZM18 184H19V183H18ZM35 184H33V186H34ZM59 184H60V182H59ZM67 184H68V183H67ZM67 184H66V185H67ZM248 184H249V183H247V185H248ZM256 184H257V183H256ZM5 185H6V184H5ZM84 185H85V184H84ZM258 185H259V184H258ZM19 186H20V185H19ZM23 186H24V185H23ZM33 186H32V185H29V186L26 185V186H24V187H25L28 191L32 192V189L34 188ZM35 186H36V185H35ZM37 186L40 187L41 185H40V186L37 185ZM59 186H61V185H59ZM63 186H64V184H63ZM2 187H3V186H2ZM2 187H1V188H2ZM11 187H12V185H11ZM29 187H31V190H30ZM52 187H53V188H52ZM65 187H70V189H72V188H71L72 186H69V185H67V186H65ZM194 187H195V186H194ZM201 187H202V186H201ZM205 187H206V185H205ZM13 188L15 189V187H13ZM19 188H21L20 190H22L23 188H22V187H17V190L19 191V192H17V193H20V194H21ZM48 188H46V189H48ZM58 188H59V187H56V189H58ZM77 188H78V187H77ZM206 188H207V187H206ZM26 189H25V190H26ZM50 189H49V192L52 191V190L50 191ZM82 189H83V188H82ZM115 189H116V188H115ZM243 189H244V188H243ZM247 189L249 190L250 188H247ZM2 190H3V189H2ZM6 190H7V189H6ZM6 190H4V193H6ZM156 190H157V189H156ZM244 190L246 191V189H244ZM40 191H42V190L40 189ZM44 191H46V190H44ZM53 191H54V190H53ZM59 191H60V189H59ZM59 191H58V192H59ZM100 191H101V190H100ZM245 191H244V192H245ZM0 192H1V191H0ZM2 192H3V191H2ZM15 192H16V191H15ZM22 192H23V191H22ZM26 192H27V191H26ZM42 192H43V191H42ZM47 192H48V191L44 192L45 195H44V194H42V195H43V196H47ZM58 192H55V191H54L53 193L51 192V193L53 194V199H52L51 201L49 200V203H51V204H50L49 208L46 209L48 212L46 213L45 211H43V212H45L46 214H44V215L41 216L40 213H43V212L41 211V212L38 214V215H40L39 218L36 217V218H38V220L30 219V217H32V216H30V217L28 216L29 219H30V220L28 219L29 222H28V220H27V217H25V216H27V214H25L24 217H25L26 220H27V224H28V223H29V224H28V226H24L23 229H21V230H17V231H15V230H16L17 228L21 227V224H23V223H21L20 226L17 227V225H16L17 220H15L14 218H15V216H16V219H17L18 214H19V218H22V217L20 216V212H18V213H14V217H13V216H11V215H13V213H12V212H9L10 207L8 206L9 209H8V207H6V205H7V203H8L9 201H7L6 203L3 202V203L6 204V205L4 204L5 206H3V204L1 203V205L4 207V209H5V207H6L5 210L8 211V213H9L7 216L13 217V220H14V221L11 223V221H10L11 218H10V217H8V218L6 217L5 219H0V264H46L45 261H44V260H45L44 258H42L43 260H41V261H39V263H37V261H38V259H39L38 256H40V255H42V253H44V252H41V251L39 250V249H41L40 247H38V246H36V245H35V246H33V245L31 246L30 244H31V243L34 244L33 242H31L29 245L26 244V246H25V244H24L25 247H22L21 245H22V243H27V242H25V239H26L27 237H29V238L31 239V238H33V237L35 238V235H37V236H38V234L43 235L41 231H44V232H45V230H41V228H40L39 226H42V223H41L42 221H44V222L46 223L45 220H48L49 218L52 217L51 215L54 213L53 208L56 209L57 207H62L63 210H64V211L62 210L63 212L61 211V212H62L61 215H60L61 220H60V222L57 221V222L53 223V225H52V223L49 224V223L47 222V223L49 224V226H50L51 228H53V231H54V232H53V231H51V232H53L54 234L48 233V234H50V236H49V235H46V234H45V235H46V236H49V237H48L49 240H48V239H47V240H48V242H49V245L51 246V247H50V250H49L48 252H50V251H52V250H55V248H58L57 245H59V247L61 246V244H60L59 242H57V239H60V238L58 237L55 241L52 242V237H53L55 234L58 235L57 233H59V235H60L61 232L63 231V229H65L66 232L69 231L70 228H71V226H70V228H68L69 230H67V227L70 225L69 222H71V220L73 219V217H74V216H77V215H76L75 206H74V202H75L74 199L69 198V194L67 193L69 201H70V200H73V201H72L70 204L65 205V204H64V203H65L64 198H66V197H64V198L58 197V195H59ZM61 192H62V191H61ZM109 192H110V191H109ZM115 192H116V191H115ZM4 193H3L4 196H3V195H0V197L3 196V197L5 198L7 195L5 196ZM11 193H13V192H11ZM51 193H50L49 195H51ZM57 193H58V195H57ZM0 194H1V193H0ZM6 194H7V193H6ZM32 194H33V193H32ZM36 194H37V193H36ZM40 194H41V193H40ZM40 194H39V195H40ZM15 195H17V194H15ZM24 195H26V194H24ZM33 195H34V194H33ZM37 195H38V194H37ZM42 195H41V196H42ZM89 195H90V194H89ZM17 196H19V194H18ZM17 196H16V197H17ZM27 196H28V194H27L25 197H27ZM29 196H30V193H29ZM41 196H40V197H41ZM62 196H64V195H62ZM70 196H72V195H70ZM144 196H145V195H144ZM8 197H10V195H9ZM8 197H7V198H8ZM13 197H14V193H13ZM16 197H15V199H16ZM22 197H23V196H22V194H21L20 198H22ZM37 197H39V196H37ZM48 197H49V196H48ZM51 197H52V195H51ZM81 197H82V196H81ZM93 197H94V196H93ZM1 198H2V197H1ZM4 198H3V199H4ZM7 198H6V199H7ZM10 198H11V197H10ZM20 198H19V199H20ZM43 198H46V197H43ZM72 198H73V197H72ZM86 198H87V197H86ZM99 198H101V197L98 196V199H99ZM144 198H145V197H144ZM17 199H18V198H17ZM25 199H26V198H25ZM36 199H37V198L34 199V198L32 197V200H33L34 205L36 204ZM40 199H42V198H40ZM40 199H39V201H40ZM46 199H47V198H46ZM48 199H49V198H48ZM68 199H67L66 201H68ZM76 199H77V198H76ZM98 199H97L96 202H98ZM7 200H9V199H7ZM20 200H21V199H20ZM22 200H23V199H22ZM22 200H21V201H22ZM26 200H27V199H26ZM32 200H30V201H32ZM92 200H94V199H92ZM95 200H96V199H95ZM99 200H100V199H99ZM28 201H29V200H28ZM45 201L47 202L48 200H44V203H46ZM69 201H68V202H69ZM89 201H91V200H89ZM100 201H101V200H100ZM10 202H12V201L10 200ZM16 202H17V201H16ZM76 202H77V201H76ZM31 203H32V202H31ZM47 203H48V202H47ZM47 203H46V204H47ZM8 204H9V203H8ZM13 204H14V203H13ZM16 204H19V205H20V204H22V202H20V203L18 202V203H16ZM76 204H77V203H76ZM1 205H0V206H1ZM14 205H15V204H14ZM22 205H23V204H22ZM36 205H38V204H36ZM39 205H42V204H39ZM2 206H1V207H2ZM15 206H16V205H15ZM46 206H48V204H47ZM3 207H2V208H3ZM37 207H38V206H35V208H37ZM44 207H45V204H44ZM105 207H107V206H105ZM14 208H16V207H13V209H14ZM32 208H33L34 211H35L34 206H33ZM39 208H41V207H39ZM39 208H38V210L40 211ZM107 208H108V207H107ZM110 208H111V207H110ZM144 208H146V207H144ZM4 209H3L2 211L0 210V211H1V214L4 213ZM23 209H24V208H23ZM55 209H54V210H55ZM57 209H58V208H57ZM146 209H147V208H146ZM148 209H149V208H148ZM151 209H152V208H151ZM10 210H11V209H10ZM41 210H44V209L41 208ZM60 210H61V209H60ZM96 210H97V209H96ZM96 210H95V211H96ZM107 210H108V209H107ZM144 210H145V209H144ZM154 210H156V209H154ZM6 211H5V214L7 213ZM23 211H24V213H25V212L27 211V208H25V210H23ZM34 211H33V212H34ZM89 211H90V210H89ZM145 211H146V210H145ZM149 211L151 212L152 210H148V212H149ZM27 212H28V211H27ZM29 212H30V211H29ZM36 212H37V211H36ZM36 212H35V213H36ZM150 212H149V213H150ZM11 213H12V214H11ZM21 213H22V212H21ZM24 213H22V214H24ZM37 213H38V212H37ZM59 213H60V212H59ZM93 213H94V212H93ZM127 213H128V212H127ZM149 213H146V215L149 214ZM5 214H3V215H5ZM22 214H21V215H22ZM31 214H32V213H31ZM196 214H197V213H196ZM36 215H37V214H36ZM38 215H37V216H38ZM128 215H130V214H128ZM149 215H150V214H149ZM5 216H6V215H5ZM22 216H23V215H22ZM57 216L59 217V215H57ZM150 216H151V215H150ZM150 216H149V217H150ZM2 217L4 218V216H2ZM24 217H23L22 219H24ZM124 217H125V216H124ZM202 217H203V216H202ZM32 218H33V217H32ZM34 218H35V215H34ZM203 218H204V217H203ZM22 219H20L21 222H22ZM53 219H54V217H53ZM56 219H57V217H56ZM18 220H19V219H18ZM49 220H50V219H49ZM55 221H56V220H55ZM68 221H69V222H68ZM141 221H142V220H141ZM23 222H25V221H23ZM108 222H109V221H108ZM136 222H137V221H136ZM139 222H140V221H139ZM207 222H208V221H207ZM19 223H20V222H19ZM75 223H76V222H75ZM189 223H190V222H189ZM32 224H34V225H32ZM38 224H39V225H38ZM48 224H46V225H48ZM67 224H68V226H67ZM94 224H95V223H94ZM110 224H111V223H110ZM183 224H185V223H183ZM183 224H182V227H183ZM43 225L45 226V224H43ZM71 225H72V224H71ZM49 226H47V227H49ZM38 227H39V228H38ZM45 227H46V226H45ZM85 227H86V226H85ZM21 228H22V227H21ZM51 228H50V229H51ZM76 228H77V227H76ZM106 228H107V227H106ZM42 229H43V227H42ZM78 229H79V227H78ZM78 229L75 230V229L72 228L71 230L74 231V233H73L74 236L72 235V238H71V237H70L71 235H70V236L67 235V236H69L70 239H72V240H70L69 237H67V238L69 239V242H67V243H65L64 245H62L63 248H62V246H61V247H60L61 249L58 248V249L55 250V251H58V253H60V252H59V249H60L61 251H62V250L65 251V249H69V248L71 247V243L77 241L80 237H82V233H83V232L80 231L81 228H80L79 230H78ZM88 229L90 230V228H88ZM180 230H181V229H180ZM46 231H47V230H46ZM135 231H136V230H135ZM181 231H182V230H181ZM185 231H186V230H185ZM47 232H49V231H47ZM70 232H71V231H70ZM80 232H81V233H80ZM84 232L89 233V231L87 232L86 230H84ZM90 232H91V231H90ZM93 232H94V231H93ZM102 232H103V231H102ZM9 233H11V234L9 235ZM45 233H46V232H45ZM64 233H65V232H64ZM64 233H63V234H64ZM68 233H69V232H68ZM86 233H84V234H86ZM114 233H115V232H114ZM63 234H62V235H63ZM90 234H92V236H94L93 234H95V233H92V232H91ZM104 234H105V233H104ZM7 235H9V236H7ZM26 235H27V237H26ZM56 235H55V236H56ZM98 235H100V234H98ZM24 236H25L26 238H24ZM86 236H87V235H85L84 237H86ZM105 236H106V235H105ZM141 236H142V235H141ZM7 237H8V238H7ZM40 237H41V236H40ZM44 237H45V236L43 235V238H42V239H44ZM60 237L62 238L61 235H60ZM84 237H82V239H80V241H83V242H84V239H83ZM95 237H96V236H94V238H95ZM107 237H108V236H107ZM110 237L112 238L111 240H113V237H115L114 240H117V239H116V238H117L116 236H113V237L110 236ZM11 238H16V239L13 240V239H11ZM37 238L39 239V236H38ZM37 238H36L35 240H36V242L38 243V241H37L38 239H37ZM86 238H88V240L91 241V239H89V236L86 237ZM86 238H85V240H86ZM121 238H122V237H121ZM10 239L14 241V242H11V244L9 243V242H10ZM27 239H28V238H27ZM27 239H26V240H27ZM30 239H29V240H30ZM42 239L39 241L40 243L42 242ZM53 239H54V238H53ZM74 239H75V241H73ZM76 239H77V240H76ZM108 239H109V238H108ZM31 240H32V239H31ZM31 240H30V241H31ZM35 240H34V241H35ZM120 240H121V239H120ZM157 240H158V239H157ZM206 240H207V239H206ZM223 240H224V239H223ZM223 240H222V241H223ZM27 241H28V240H27ZM32 241H33V240H32ZM71 241H72V242H71ZM90 241H88V242H90ZM92 241H94V239H92ZM227 241H228V240H227ZM54 242H55V243H54ZM78 242H79V241H77V243H78ZM125 242H126V241H124V243H125ZM130 242H131V241H130ZM139 242H140V241H139ZM139 242H138V243H139ZM230 242H231V241H230ZM62 243H63V242H62ZM110 243H111V242H110ZM112 243H113V242H112ZM119 243H120V242H119ZM122 243H123V242H122ZM122 243H121V246H122ZM138 243H137V244H138ZM9 244L11 245V247H10V249L8 250V251H9V252H8L7 249L9 248V247H8ZM54 244H55V245H54ZM75 244H76V243H75ZM88 244H89V243H88ZM106 244H108V242H107ZM106 244H104V245H106ZM114 244H115V243H114ZM127 244H128V243H127ZM131 244H132V243H131ZM131 244H129V245H131ZM133 244H134V243H133ZM135 244H136V243H135ZM145 244H146V243H145ZM42 245H43V243H42ZM73 245H74V244H73ZM89 245H90V244H89ZM109 245H110V244H109ZM109 245H108V246H109ZM129 245H128V246H129ZM138 245H139V244H138ZM143 245H144V244H143ZM86 246H87V241H86ZM86 246H85V247H86ZM92 246H93V245H92ZM92 246H90V247H92ZM97 246H98V245H97ZM112 246H113V245H110L111 248H112ZM114 246H115V245H114ZM149 246H151V245H147V247H149ZM170 246H171V245H170ZM170 246H169V247H170ZM7 247H8V248H7ZM34 247H37V249L35 250ZM41 247H43V246H41ZM54 247H55V248H54ZM75 247H76V246H75ZM110 247H109V248H110ZM139 247H140V245H139ZM145 247H146V245H145ZM147 247H146V248H147ZM172 247H173V246H172ZM11 248L15 249V251H17V250L19 251V250H20V254H21V252H22V253H23V252L25 253V252H26L25 250L27 249V252H31V253L33 254V258H35L36 256H37L38 258L36 257L35 260L32 262V261H29V260L26 258V256L23 258V256L21 255L22 258H21V257L18 258L19 255H18V256H15V257H12V256H13V255H12V256H11V257H12V261H10V260H11V257H10V260H9V259H8V257H9L8 253H10V251L12 250ZM30 248L32 249V251H30ZM53 248H54V249H53ZM116 248H117V247H115V248L113 247L112 249H108V247H107V249L104 248L105 250L102 249V250L96 251V252H94V253H91L89 256H86L87 253H89V252H87V251L85 252V250H84V253H85L86 255H85L84 253H82V254H83L82 256H81V254H80V255L77 254V256H74L75 258H70V259L68 260L67 258H69V257H67V258H66V261L63 260V261H65V262H62V259H64L65 255L67 254V253L65 254V252H64L65 255H62V256H64L63 258L61 257L62 259H61L60 257H59V258H56V260H57V263H56V264H62V263H63V264H101V263H102V259L106 258V256H114V255H115V253H116L115 250H117ZM127 248H129V247H127ZM137 248H138V247H137ZM142 248H143V247H142ZM43 249H44V248H43ZM45 249L48 250L47 248H45ZM45 249H44V251H45ZM70 249H71V248H70ZM73 249H75V248H73ZM73 249H71V250H73ZM100 249H101V248H100ZM113 249H114V251H113ZM122 249H123V248H122ZM130 249H131V248H130ZM143 249H144V248H143ZM143 249H142V252H144ZM150 249H152V248L150 247ZM169 249H170V248H169ZM257 249H258V248H257ZM28 250H29V251H28ZM71 250H70V251H71ZM124 250H125V249H124ZM174 250H175V249H174ZM68 251H69V250H68ZM121 251H122V250H121ZM130 251H131V250H130ZM150 251H151V250H150ZM12 252H14V251H12ZM12 252H11V253H12ZM48 252L46 251V253H48ZM78 252H81V251L79 250ZM142 252H141V253H142ZM11 253H10V255H11ZM14 253H16V252H14ZM14 253H12V254H14ZM53 253H54V252H53ZM55 253H57V252H55ZM61 253H62V252H61ZM72 253H73V251H72ZM74 253H75V252H74ZM124 253H125V252H124ZM141 253H139V254H141ZM147 253H149V252H147ZM147 253H146V254L143 253V254H145L146 256H143V255H142V256H139V254H137V255L139 256V259H138V260H139V262H138L139 264H148V262H150V260H149L150 258L147 257V255H148ZM175 253H176V252H175ZM16 254H18V253H16ZM48 254H50V253H48ZM48 254H47V255H48ZM120 254H121V252H120ZM24 255H26V254H24ZM47 255H45L44 257H46ZM51 255H52V254H51ZM60 255H61V254H60ZM84 255H85V256H84ZM34 256H35V257H34ZM42 256H43V255H42ZM54 256H55V255H54ZM57 256H59V255H57ZM116 256H118V255H116ZM119 256H122V254L119 255ZM149 256H150V253H149ZM40 257H41V256H40ZM48 257H49V256H48ZM79 257H80L81 259H80ZM122 257H124V256H122ZM129 257H130V254H129ZM132 257H134V255H133ZM132 257H130V258L132 259ZM14 258H15V259H14ZM49 258H51V257H49ZM53 258H55V257H53V255H52V259H53ZM78 258H79L81 261H79ZM125 258H126V257H125ZM125 258H121V259L124 260ZM127 258H128V257H127ZM127 258H126V259H127ZM135 258H136V257H135ZM158 258H159V257H158ZM52 259H51V260H52ZM58 259H59V260H58ZM60 259H61V262H62V263H59ZM85 259H86V260H85ZM126 259H125V260H126ZM13 260H14V261H13ZM46 260H47V258H46ZM82 260H83V261L85 260V263H84ZM129 260H130V259H129ZM134 260H135V259H134ZM134 260H133V261H134ZM49 261H50V260H49ZM49 261H48V262H49ZM54 261H55V260H54ZM67 261H68V262H67ZM103 261H104V260H103ZM105 261H106V259H105ZM105 261H104V263H105ZM127 261H128V260H127ZM131 261H132V260H131ZM55 262H56V261H55ZM161 262H162V261H161ZM163 262H164V261H163ZM106 263H108V262L106 261ZM123 263H124V262H121V264H123ZM127 263H128V262H127ZM138 263H137V264H138ZM154 263H155V262H154ZM156 263L159 264L158 262H156ZM193 263H194V262H193ZM48 264H49V263H48ZM50 264H51V263H50ZM109 264H110V263H109Z\"/></svg>",
  "mask_w": 264,
  "mask_h": 264
}]
</instances>
